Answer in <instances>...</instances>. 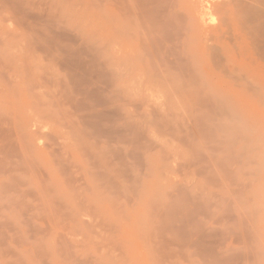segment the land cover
<instances>
[{"label": "rangeland", "instance_id": "obj_1", "mask_svg": "<svg viewBox=\"0 0 264 264\" xmlns=\"http://www.w3.org/2000/svg\"><path fill=\"white\" fill-rule=\"evenodd\" d=\"M36 1H37L36 3L39 2L38 0H36ZM41 1L42 0H40V3H41ZM52 1H55V3L57 4L56 5L55 3L51 2V1L49 2V3L53 4L52 6H54V7L56 6V8H57L56 12L57 13L55 11L54 12L57 15V17L55 16L54 20L55 21L58 20V22H56V23L52 22V23L56 24L55 27H57V29L61 27L60 30L58 29L59 33H56V35L59 34L57 36L58 37L57 40H59L60 43L59 42L58 43L61 45L63 44L62 46H64V44H65V46L66 45L70 46L69 44L73 45V43H70V42L67 43L68 40L65 39L67 37H64L67 35H64L63 33L67 32V34H69L71 36V39L76 41V46L83 44L85 48H90L91 52L95 51V53H98V51H99L98 54L101 53L100 55H98V60L95 61L94 63L98 64L99 62L100 63L102 62L103 65L105 64L103 66V68L105 67L103 70V75H104L103 77H105L106 73L108 74V72L111 70H112V72H110V74H109L110 76L113 75V73H116L115 74L116 77L113 76V78H111V79L108 77L109 82L112 83V84H108V86H106L107 84H104V83H103V85H101V82H103V81L104 82L107 81V83H109L108 79L104 80V78H103V81L100 82L102 76H100L98 79H96L97 81L100 79L97 83H96V80L93 82L96 83L101 88H103L102 91L104 92L105 97H109V95H111L113 92L112 90H114V93L116 91L115 94L113 93L115 96L119 94L118 98L112 99L110 101L111 104L110 103H107V104H110L109 108H111V106L112 107L114 106V108H111L112 110L119 107L117 109L119 112L117 111V113H119L120 115L116 113V116H119L118 118L121 120H119V119L118 120L117 119L111 120V122L114 121L115 123L109 122V124L111 126L113 124H115V125H113V127L114 126H117V127L121 126L122 131H123V127L126 128V131H124L125 141L122 140V139H124L123 136H121L122 137L121 139L119 136H117V137H119L118 139H120V141L118 142L116 140V142H115L112 139V134H113L112 132L109 133L111 135V136L109 135L111 137V139L105 138L108 141H106L103 138L98 139V137L90 138L89 134H91L92 132H97L96 129L92 130V132L87 134L89 137H86L87 136L86 133H87L88 129L89 128L91 129L92 127L87 126L89 128L86 129L85 123L82 124L85 127L84 128L81 127L80 122L81 123L84 122L85 119L82 120L80 118V122H79L78 116L82 112H83L82 115L84 113L86 114L87 112H89V110H87V109H86V111L82 110L81 112L75 110V112L76 111L78 113L80 112L79 114L76 112L77 115L75 116V114L73 115V113H72V110L74 108L70 107L69 111L72 113V114L71 113L70 114L72 115V117H74L71 119H75L76 121L68 120L70 118L69 111H66V112H68L67 113L68 115L65 112L64 113L66 115L65 114L63 115L62 111H63V109H64V111L68 110L67 108H69L68 107L69 102L66 105L65 99H63L65 97H62V99L64 100V102H63V100L61 99L62 103H64L62 105V106H64V108L62 107L63 108L62 109L60 107V105L62 103L60 102V105H59V103L56 101L57 99H55L56 97L55 96L53 97V92L55 90V88H53V85L55 87V84H53V81H51L52 80L51 77H53L54 79L56 78L57 75H55L54 72L56 71L57 66L53 65V63H47L49 60H47L48 58L46 59V56H45L46 53H43V54L41 53V52H43V50L41 52L39 51L40 54H38L37 51L32 52V54L34 55L33 56L32 54H30L32 56L31 57L32 61H31V59H29L30 56H28V60H30L31 63H33V64L30 63V65H34V66H32L33 68L35 67L34 60L36 61V58H37L38 63L36 62V67L37 68L41 67V70H39V68H38L37 75L35 73L36 76H33L34 74H32V76H29L30 80L28 77L27 83H28V80L29 81L32 80L31 78L34 79L32 81H36L35 77L36 78L39 76L41 77L42 73H40L38 71H41L44 73V71H42V70H46L45 72H47V71H49V69L52 68V70H50V76L53 73L55 76L52 75L50 77L48 74L49 72L45 73V75L47 74L46 76H49V78L46 76L44 77V74L42 75L43 81H44V79H45V81H46V79H48V80L51 79L50 81L43 83V84H46V83L50 84V82H52L51 84H53V85L50 84L51 85V91H48L50 89V86H49V89L44 88V86L48 87L49 84L41 86V88H40L39 86L41 85L42 80H41V82H39L40 79L37 78L36 83L38 82L39 86L34 85L35 82L33 83V85H31L33 87H31L30 85H27V83H26V85H27L26 91L21 92L22 94H24V97L20 96V94H19L20 89L25 88V84H24L25 82H22L23 79L22 80L20 79V81L19 80L15 81V78L13 81L12 78L14 77V74H16L17 72H14V70H12V69H15V71H18V70L21 71V69H24V67L27 68L29 66L28 68L30 69L31 66L27 65L30 62L28 60H27L28 62L26 61L25 58H27V57L24 56V59H21L23 57V55L22 54H21L22 56L20 55L19 47H15V46H18V45L20 46V43L22 44L24 42H27L26 39H24V35L29 41V38L30 39L33 38V40H34L35 34H36L35 36H37V34H38V36L43 37L44 34H46V31H43V33H44L43 36H41V31L40 32L38 31L37 33H34V35H33L32 32H35V31L29 32V29H27L26 26H24V27L28 31L26 29L25 30L22 29L23 28L22 26L19 27L18 25L14 24L15 21L12 23L11 20L14 18L13 14L15 16L14 12H13V14H11L10 11L6 12V11L0 10V12H1L0 13V19H1V16L3 17V15H1V14L3 12H5V19L3 18V20L6 22V19H8V22L10 21V23H11V25L9 23L10 28H8L9 27L8 22H6V23L3 22L4 24H2V27H1V23H0V32L2 35L5 32L4 35L7 37L6 38L0 34V42L2 41V44L0 43L1 44L0 45V52H1L0 56L3 53V51H5L7 45L9 46L12 44V46H9L11 51L4 52V56L0 57L1 58L0 60L6 62V63H4L5 65L2 64L0 66V67L5 66V71H4V67H2L1 68L2 70L0 69V74L2 75L4 73V76L6 74V78H5L6 80L4 79V76H3V79L5 81L3 79H0V81L1 80L4 81V82H0L1 83L0 86L2 85V83H4L6 85L8 83V81H10L12 79L13 82L12 81L11 82L15 85V88L12 85V83H10L12 86L9 84H7L6 86L8 88L9 87L12 88L13 91L15 89V92H13V94L15 93L14 95L16 96V97H12V95H11L12 89L8 90V88L6 86L4 87V84L2 85V88L0 87L1 89H3L5 91V93L8 90V93H6L7 95H5L4 91L1 92V90H0V92H1V95H0L1 96V98H0L1 99V101H0V117H1L0 118V128L2 127L0 129V131L3 132L2 135L0 132V147H1L0 148V151H1L0 152V162H1L0 163V168H1L0 169V181H1L0 187H2L4 185L2 190L0 188V196L2 197V198L0 197V200H1L0 201V216H1L0 217V219H1L0 220V264H78V263H80V264H90V263L91 264H150L149 263L150 260L151 261L153 260L152 261L153 264H208V263L214 264V262L212 260H215L217 262L218 259H219V262H221V263L217 262V264H224V263L225 264H264V78L263 79H252V80L248 81L249 83H247L246 79H245V81L244 80L242 81L243 78H239V80L241 79V81H238V78H236L237 80L235 79L236 81L234 82V80H232L231 78L229 79L227 77H225V78L223 77L220 81H217V82L216 81H206V82H204L205 85L203 84V82H200L199 84L201 85V87H200V85L196 84L195 85L197 87L196 90L201 91V92H198V94L202 93V94H199L200 96L203 97V98L201 97L202 100H205L206 96L209 97L206 99L207 101L206 102L203 101V103H206V104L210 103V105H206V104L202 103L203 105H206L207 107L211 106V105H213V107L214 106L217 107L219 111L216 110V112L217 113L220 112V114L223 112V108H224V111H226L227 115H220V117H218L214 111L216 109L215 107L213 108L214 110H209V108H212V106L207 108L206 106L202 107L201 103L197 104L198 102L201 101L200 97L199 98L197 97L199 95L194 97V94L195 93L197 94V91H194L195 86H192L193 85L192 83H188L193 87V89H192L193 96H192L190 86L189 87L186 86L188 80L184 81L185 85H183L184 83L183 84L181 83V85H180L181 87L177 90L179 92L184 91V93H185V88H184V86H185L186 90H189L188 94H190V96H191L190 99H192V97H193V99L198 98V100H200V101H197L196 99L195 100L197 102L193 99L190 100L188 98L189 95L187 94V92H186V95L184 93L181 94L178 91L175 92L176 89L175 90L173 89V88H175V87H173V85H171L172 86L171 88H170V86L167 87L169 83H167V86L164 84H162V85L165 86L164 88L167 87L169 89H172V92L174 91L173 92L174 94L171 93L170 90H167V91H169V92H167L165 90H159L160 88L156 89V86L153 85L154 83L144 81L141 84L139 81H134L133 78L128 77L127 74L128 73L132 74V71L129 70L127 68L128 66H125V65H122L119 67L123 71L122 73H124V71L126 72L125 73L126 76L123 75V77H122L121 76L122 74L120 71H119L120 74L118 73L119 76L117 75L118 67L116 65H117V63H119V60L113 61V59H112L109 62L106 61L107 60L106 58L108 56V53H107L108 51L104 50V48L106 47L105 44L108 43L106 41H107V32H109V31H107V26H104V25H107L106 23H104V21L106 22L105 18L107 16V14L105 15V13H107L106 7H105L106 6L105 0H52ZM205 1L207 2V0H205ZM43 2H44V4H43ZM43 2L40 6V7H42L41 8L42 14H43V10H44L43 7H45V9H47L46 7L50 8V6H49L50 4L49 5L46 4V6H42V5H45V1H43ZM46 3H48V1ZM54 7L50 8L51 11L49 9H47V11L49 10L50 14H51L53 12L52 10L55 9ZM116 10L114 8V12L117 14L118 11H116ZM54 12L51 15L49 13H48V15H47V13L45 15H46V17L47 16L54 17V15H55ZM103 13H104L105 17L103 15ZM7 14H8V17H6ZM9 16L11 19H9ZM56 18H58V19H56ZM30 20H32V22L34 21L33 19H30ZM30 20L28 21L29 24H31ZM50 21H53V20L50 19ZM0 22H2V21H0ZM36 22H39V21H36ZM42 23L44 24V22H42ZM42 23L39 22L38 25L44 26ZM5 25H7V27ZM15 25L18 27H16ZM39 26H37V27L40 29ZM53 26H54V24H53ZM64 27H65V29H64ZM19 28H21L24 32L26 31L24 33V35H23V31ZM3 30H5V31L3 32ZM7 31L10 32V34H12V35L14 32L15 33L14 35H16L18 38L16 36H14L16 38L13 37L14 39L13 38L11 39L10 37H12V35H10V37H9V35H8L9 33ZM61 31H62V34H61ZM6 33H7V35H6ZM21 35L23 36V38H21ZM31 36H32V38H31ZM36 38H38V37H36ZM36 38H35V40H36ZM15 39L23 41V42H19V41L17 42ZM41 39L44 40V37ZM11 40L13 41V43ZM33 40H30V41L35 42ZM63 40L65 41V43ZM10 42H11V44H10ZM15 42L18 44H16ZM14 43H15V46H14ZM31 43H30V45H31ZM32 46L33 47H29V46H27V47H29L31 49H33V48L35 49L34 45H32ZM108 46H109V44H108ZM108 46H107V48H108ZM11 47H13V48L15 47L14 48L15 50H16V48H18L17 49L18 51L17 52H14L15 50L12 51L13 48H11ZM101 48H103V49H101ZM102 51H104L106 53L103 55ZM29 53H31V51ZM35 54H38L37 57L35 56ZM41 54H42V57L41 56L39 57V55H41ZM48 54L50 55V53H48ZM5 55H6V58H4ZM12 55L13 56L15 55L14 56L15 58ZM7 56H9V57L12 56V58H8ZM20 56H21V58H20ZM47 57H49V59L51 61V57L48 55H47ZM8 60L12 61L14 63V66L18 64L16 66L17 68L16 67L13 68V66H12L13 63L11 62L12 64H10V62ZM38 60L39 61L43 60L45 62V64L43 62L42 66H40L42 61L39 62ZM7 62H9V64L11 65L12 68L10 67L9 64H7ZM110 62H112V63L109 64ZM22 63L24 65V67L22 66ZM113 63H115V64H113ZM120 63H121V61H120ZM6 64H7V66H6ZM49 64L55 66V68L49 66ZM19 65L21 66L20 68L18 67ZM43 65L44 66L47 65V67H45L46 69L43 68ZM6 67L9 69L11 68V72ZM48 67H49V69H48ZM33 68H31V69H33ZM53 68L55 70H53ZM123 68H125V69L127 68L128 70H124ZM57 70H58L56 72L57 74H59L60 76H62V74L64 75V72H59V68H57ZM105 70H106V73L104 74ZM52 71H54V72H52ZM5 72H7V73H5ZM34 72H36V71H34ZM1 75H0V77L2 78ZM109 75H107V76H109ZM80 76L86 77V75H83L81 73V75H79V78L77 75V78L80 79ZM95 77L96 76L92 75V80ZM38 79H39V81H38ZM112 79H113V82H111ZM24 81H26V79H24ZM196 82L198 83L199 81H196ZM243 82H246L247 84L251 85V87L248 86V89L250 88L249 89L250 91L247 92V90H246L247 86H245L246 84H244ZM31 84H32V82H31ZM104 85L107 88H104ZM109 85H110V87H109ZM111 85L113 87H111ZM177 85H178V83H177ZM182 85H183L184 90H181ZM202 85H204L205 87L203 88ZM240 85H242V86H240ZM34 86L38 87L35 90L36 92L38 89H39L38 90L39 92H41V91L43 92V90L46 91L47 95H45V96H48L49 98H50L49 94L51 93L52 94L51 99H49V98L47 99L45 97L43 98V96H41V97H42V99H44V102L50 101V103H51L53 101L56 108L54 105H53L54 107L52 105H51L52 106L51 107L49 105L50 104L49 102H48V104L45 103V105L47 107L49 105L48 108L43 107V106H42L43 107L42 108L40 106L42 104L44 105L43 102L40 105L38 103V105L40 107L37 106L36 105V103H37L36 99L38 98V96L36 99H33V96H32V92H34V89H35ZM42 87H43V89H42ZM187 87H188V89H187ZM27 88H29L30 91H31V89H33V88L34 89L32 90V92H30ZM52 88H53V92H52ZM108 88H110V90ZM152 88H153V90H152ZM148 89H150V90H148ZM155 89H156L157 93L155 92ZM106 91H108V92L106 93ZM118 91H119V93H117ZM160 91H162V92H160ZM163 91L165 92L164 94H163ZM26 92L29 93L30 99H32V100L27 98L28 95ZM39 92H37V93L34 92V93L40 95L41 93L39 94ZM135 92H137V94L139 96ZM208 92H209L210 96L207 95ZM131 93H134V94L131 95ZM175 93H176V95H175ZM204 93L206 94L205 98L203 95ZM35 94H33V95L36 96ZM44 94H45V92H43L42 95H44ZM120 94L122 95V98H120L121 97ZM129 94H130V97H129ZM177 94H179V95H177ZM180 94L182 96H180ZM4 95L7 96L8 100ZM102 95H103V93H102ZM114 95H111L112 97L111 96L110 97L113 98V97H115ZM2 96H4V97L2 98ZM131 96L133 98H131ZM148 99H151V100H148ZM58 100H60L59 96H58ZM115 100H117V101H115ZM188 100L191 101L192 103L193 102H196V103H193L194 105L191 103L192 105H190ZM208 100H209V102H208ZM39 101H40V97H39ZM41 101H43V100H41ZM66 101H68V100L66 99ZM181 101H182V103H184V106L188 110L186 108L185 109L183 108L184 106L181 103ZM7 102H8V104H7ZM15 102L17 104H15ZM32 103L33 104L35 103V105H32V106H34V108H38V112H37V109L35 112L34 111L35 109L33 110V107L31 110V108L29 106ZM92 103L93 102L91 100L90 105H92ZM156 103H157V105H156ZM165 103H166V105H165ZM167 103L170 104L171 106H168ZM215 103H217V104H215ZM161 104H162L163 109L164 108L168 109L169 107L171 108V109L169 108L170 110H168V111H167V109L166 110L164 109V111H163L167 114V117H169V118H167V120L165 119V121L163 122V124L166 123L165 125L157 122L159 117H157L158 119L154 118L155 115L152 114V115H154V117H153L150 114L151 111H149L151 108V105L152 106L156 105V107H158V109H160L159 106H161ZM69 105H71V103H69ZM97 105H98V103H97ZM133 105L135 108L133 107ZM198 105H200L203 109L202 110L199 109L200 107L198 108ZM100 106H102V105H100ZM106 106H108V105H106ZM106 106H103V107L105 108ZM138 106H140V107H138ZM143 106H145V107H143ZM147 106H150V107L148 108ZM95 107H96V104H95ZM95 107H94V109H96V110H101L103 108V107L102 108L101 107L95 108ZM156 107L152 108L153 113H154L153 110H155ZM194 107H195V109L197 108L196 110H198V111H195L194 109L192 111V108H194ZM8 108H10V110ZM41 108L45 109V110L42 112ZM109 108L106 107V110L107 109L109 110ZM161 109L159 111H162ZM48 110H49V113H51L53 115L55 120H53L52 117H50V119L48 117L49 120L46 117H44L46 111H48ZM56 110H58V111H56ZM3 111H4V113H3ZM32 111H33V114H32ZM159 111H157L156 113H158V114L161 113ZM187 111H189L188 115L190 113L191 118L195 117L196 119L194 118V120H193V118H192V120H191L190 116H187V113H184ZM58 112H59L60 116L58 115ZM163 112H162V115H164ZM167 112L168 113L170 112L169 113L170 115ZM202 112H203V114L200 115ZM41 113L44 116L41 115ZM51 114H49V115H51ZM175 114H176V116H175ZM204 114H206L207 116H212V117L208 118L205 115L206 116L205 118H207V119H205ZM223 114H225V113L223 112ZM47 115L48 114H46V116ZM82 115H80V116H82ZM14 116H18L17 119L19 121ZM66 116H69V117L67 118ZM156 116H159V115L156 114ZM65 117L67 119H65ZM77 117H78V119H77ZM198 117L201 118V121L199 123L197 121V120H199ZM213 118L215 121L213 120ZM34 119H35V121H34ZM155 119H156V122H155ZM209 119H210V121H209ZM211 119H212V121H211ZM188 120L191 121V123H190L191 125L189 124L190 127H185L186 126L185 124L189 122ZM10 121H11V123H10ZM15 121L17 122V124ZM31 121H32V123H31ZM106 121L107 120H105V122ZM132 121H133L134 125L138 126V128L136 126H133L132 123H130V125H129V126H131V125L132 126L128 128L127 124L129 122H132ZM192 121H196L197 125L193 124ZM18 122H20L21 124L20 123L18 124ZM42 122H43L42 125L44 127L41 125ZM53 122H54V124H53ZM61 122H64V123H61ZM136 122L137 123L139 122V124H136ZM219 122H221V124ZM38 123H40V124H38ZM140 123H141V125H140ZM8 124H9V126H8ZM35 124L38 125V127H40L39 130L42 128L43 133L45 131L46 132L48 131L47 134L44 133L46 135H49V130H50V136L53 135L56 137V139L53 136H51L52 139L48 138L50 136L46 137L41 132V130L37 131V126ZM103 124L110 126L108 124V122L103 123ZM214 124H216L215 127L213 126ZM225 124L228 126H226ZM68 125L69 126L76 125L78 128H80V129L83 128L84 130H87V131L85 133V131L82 132L81 130H78L80 133L82 132L80 134L77 131L76 126H74V128L76 127L75 129L73 127H71V129H70V127ZM175 125L177 127L179 125L180 126L178 127V129H176ZM17 126H19V127H17ZM192 126L194 128H196L197 130L199 129L200 132L195 133L194 128L191 130ZM21 127L23 128L25 133ZM63 127H65V128H63ZM18 128H21V129H19V132H16V131H18ZM130 128H132L133 130ZM185 128H188V129H185ZM218 128L219 129L222 128V129L218 130ZM4 129L6 132L4 131ZM72 129H73V132H72ZM140 129L141 130L145 129V131L142 130L145 132V135L144 134L143 135L137 134V132ZM141 130H140V132H141ZM189 130L194 131L193 132L194 134L190 133ZM20 131H21V133H20ZM62 131H64V132H62ZM74 131L76 133H74ZM134 131H137V132H134ZM187 131L189 132V134ZM222 131H225V132L227 131V132H226V134H224ZM101 132H99L100 136H102ZM121 132H119V133H121ZM140 132H138V133H140ZM37 133H38V136H36ZM61 133H63V134H61ZM73 133L79 134L81 137V140L80 139L79 140L81 142L84 141L86 143V145L88 144V148H89V146L91 147V145L93 148V144H91V143H94V144L96 143L95 144V146H96L97 143L99 142L98 143L99 152L97 151L98 149L94 146L97 150L94 148L92 150L90 148V151H89L90 154L91 155L94 154L93 153L94 150L96 152L95 155H97V152L100 153V151H101L100 154H103V152H105V154L107 153V157H105L106 155H104L102 158H105L106 161H109L110 163H114V164H110L109 162H108V164H106V161L103 159H100V157L98 158L99 162L97 159L95 161V160H93L95 155H92L94 157L90 158V156H89V159L87 158L89 161L86 160L89 163L94 161V164H92L93 162L91 163L93 165L91 167V165L88 164V162H86L83 158H81V154L79 153L80 151L78 152V148L75 149L76 146L78 147L79 144H81V142L79 143V140L76 139V143H75L74 135L71 136V134H73ZM83 133L86 135V136L84 135L83 139H85V137H86V139L88 138L90 143H87L88 140L85 141L86 139L85 140L82 139ZM106 133H108V132H106ZM106 133H104V134H106ZM97 134L98 133H96V136H97ZM135 134H137L138 136ZM207 134H209V136H207ZM106 135H108V134H106ZM106 135H104V137ZM113 135L115 136V134H113ZM192 135L194 137H191ZM211 135L213 137H215V139L211 138ZM226 135H228V136L225 137ZM2 136H3V139L1 138ZM21 136L27 137V138L25 137V141H23L24 138L22 139ZM67 136H70V137L68 138ZM135 136H136V138H135ZM181 136H183V138H185L186 140L183 139ZM19 137L21 138V140L19 139L20 141L18 140ZM45 137H46V139H45ZM76 137L80 138L77 135H76ZM91 137H92V134H91ZM140 137H141V139H140ZM172 137H173V139H172ZM174 137H175V139H174ZM179 137H181V138H179ZM223 137H225V138L222 139ZM96 138H97V140H95ZM7 139H9V140H7ZM11 139L12 140L15 139V141L14 140L12 141ZM36 139H37V141H36ZM44 139H45V141H44ZM71 139H73V140L71 141ZM114 139H116V136L114 137ZM180 139H182V140H180ZM57 140H58V143L61 147L56 145V146H58L56 148L60 149L59 151H56L57 149L55 148V144H52V146L54 145V149H55V150L53 149L52 151H55V155L57 156L55 158V161H54V158H53L54 153L52 151H50L51 148H53V147H47V148H49V149H47L46 146H48V143L49 144L55 143ZM62 140H64V141H62ZM111 140H113V142H111ZM218 140L219 141L224 140L222 142H225V143L223 144L222 142H219ZM41 141H42V143H41ZM95 141H97V142H95ZM186 141H190V142H188V143H191L190 145L195 144L194 146H191V148L193 147V149H191L189 147V144ZM214 141H216V142L214 143ZM20 142H22V144H20ZM104 142L106 144H104ZM121 142H124V143H121ZM208 142H211V143L208 144ZM227 142H229V143H227ZM45 143H47L46 146H45ZM74 143L77 145L75 146ZM137 143H138V145H137ZM142 143H144V144H142ZM220 143L223 144L224 146L218 145ZM14 144H15V147L13 146ZM23 144H25V145H23ZM31 144H33V145H31ZM71 144L72 145L74 144V146H72ZM83 144H82V148H83ZM107 144L113 148H116L118 146L121 147L120 150L119 149H117V150H118V152L122 151V154L119 153V156L122 155V157L119 158L118 155H116V152H117L116 149H115V151H116L115 152L116 157H115V155L113 154L114 153L113 148H112L111 153L113 152L112 154L115 158L110 157L112 154L108 153V151L111 150V148L108 150ZM164 144H165V146H164ZM211 144H213V146L214 145L216 146V148H214L215 150H213V146H211ZM2 145H4V146L2 147ZM11 145H12V147H11ZM185 145H187V146H185ZM199 145H201V147L203 148L204 151L202 149H200L201 147ZM26 146H30V147L27 148ZM141 146L145 150H143V148ZM162 146H164V148H162ZM166 146H168L170 148L172 146L171 150L173 149V151L170 150L171 152H169V153H172V155L170 154V156H168L169 154L167 155L164 153V152H166V149H169V148H166ZM62 147L65 150H63ZM84 147H86V146H84ZM197 147L199 148L198 149L199 152L201 150L203 153L206 151L207 154H209L212 151L211 154L207 155V156L210 157V156L214 155L216 157V159L218 157L217 161L220 158V160H219L220 164H217L218 163L217 161H216L217 163L215 164V161H214L215 157L214 156L210 157L212 160L209 157H207V159H206V156H203L206 159V160L204 159L205 161L203 160V157L201 156L200 153H198V157H196L197 155H196L195 149ZM206 147L208 148V150ZM209 147L211 148L210 151H209ZM26 148L31 153L28 152V150ZM100 148H102L104 150L107 149V151H103ZM80 149H81V147H80ZM132 149L134 150L135 154H136V150L139 149L137 151L138 152L141 151V154H140V152L139 153L137 152L139 155L138 156L134 155V152ZM174 149L179 153H180V151H183V153L181 152L182 154L180 153L178 155H183L182 157H185V159H186V157L191 156L192 153H191V155L189 153L191 150H194L195 154L193 153L191 158L195 159L197 161V163L194 162L195 160L192 159L193 161L192 160L185 161V164H186V162L188 163L189 161H191L190 162L191 164H192V162H194V164H192L193 166L189 165V163H188V165L186 164L184 166V168H183V166H179V163L182 161V157L178 156L177 152L174 151ZM66 150H67V152H66ZM83 150H85V154H87V156H84V154H83L82 157H88V154H89L88 149L84 148V149H82V151ZM160 150L161 151L163 150L162 151L163 154L161 153ZM188 150H190V151L188 152ZM198 150H197V152H198ZM48 151L51 152V155L47 154ZM221 151H223L224 153L222 154ZM5 152H7V153L10 152V153L7 154ZM27 152H28V154H27ZM191 152H193V151H191ZM126 153L132 154L135 157H133L132 155L127 156L128 154H126ZM100 154L97 155V157L100 156ZM225 154H226L227 158H225L226 157V156H224ZM230 154H232V159H230V157L228 156ZM66 155H68V156H66ZM108 155H110V156H108ZM165 155H167V157L169 159L165 158L166 157ZM194 155L196 158L199 159V162L201 161L200 166L198 165L199 164L198 160L193 157ZM220 155L222 156V158ZM18 156H20V158H18V161H17ZM50 156H51V158H50ZM63 156H64V158L66 157V158L70 159L71 161L68 162V160L63 158ZM160 157H161V159H164V160H161ZM177 157L181 158V161H179L178 164H177V162H178V160H180V158L178 159ZM213 157H214V159H213ZM7 159H8V161H7ZM49 159H51V160L53 159V160L50 161ZM57 159H59V161ZM90 159H92V160H90ZM108 159H110L111 161ZM187 159H190V158H187ZM227 159H228V161H225ZM233 159H234V161H232ZM60 160H63V161L66 160L68 162V167L71 169V171H67L68 172L67 173L66 170L67 169L70 170L67 167H66V170L63 171L62 169H65L64 168L65 165L63 167V164H66V163L65 162L63 163ZM101 160L105 161V163L102 162ZM221 160L223 162V166H222ZM3 161L5 162V164ZM123 161H125V162H123ZM136 161L140 164H138ZM16 162H18V164ZM22 162H23V164L25 163L24 164L25 166L22 164L24 169L22 168V166H20L21 165L20 163H22ZM51 162H53L54 165ZM227 162H229V163H227ZM58 163H61V166L63 167L62 169L60 168L61 166ZM100 163H102L101 167H104V170L107 168V170H105V171H106V173L108 172L109 176H110V173H113V174H111L112 176H114V174H115L113 172L114 170L112 169L114 167V165H118L117 167H119V165H120V168L122 165H124V166H122L121 171H118V172L115 171L116 175L119 172H121V174H122L121 175L119 173L121 176H119V174H118L115 178V182L117 181L116 183H118L119 181L122 180V182L118 183L119 187L121 186L120 189L117 187L118 185H116L114 183V187L118 188L117 190H120L119 193L117 191L115 192L116 195L114 194V192L112 195L111 194L108 195V192L106 193V191H109L108 188L110 189V187H111V186L109 187V185L114 182V179L112 177L110 180H112L113 182H109L110 177L108 176V174L105 175V173H104L105 171L102 170V168H99V169L97 168V170H96L95 166L96 165L98 166V164H100ZM56 164H58V166ZM71 164H73L74 166H72ZM104 164H105V166H103ZM212 164H215V168H214V165H212ZM86 165L90 166L91 168L94 167L93 169H94V172L96 171L95 173L100 172L99 173L100 175H98L99 178H97L98 182L101 179L100 176L105 175L106 177H108V178H106L105 182H107V183L109 182L110 184L108 183V185L107 184L103 185L102 181H100L101 182L100 187L98 184H97V186L99 188L97 186L94 187L93 184H96L94 182L95 181L94 178L96 177V175L90 170L91 168L88 170H84L85 168L86 169L89 168ZM107 165L111 166V170L108 169ZM180 165H181V163H180ZM182 165H184V164L182 163ZM217 165H220V166H217ZM4 166H6V167H4ZM19 166L21 167V169ZM35 166H36V168H35ZM75 166H76V168H74ZM125 166H127L129 169L126 168ZM32 167H33V169L31 170ZM55 167L58 169L57 170L58 172L54 173V171L51 170V168L53 169ZM199 167H201V168H199ZM211 167H213V168H211ZM216 167H218V168H216ZM222 167L224 170H222ZM59 168H60V170H59ZM77 168H78V170H77ZM2 169H3V171H2ZM115 169H117V168H115ZM207 169H208V171H211L210 169H212V171L210 173L212 174V176L214 173H217L218 175L214 174L217 177L216 176L211 177V175L208 173ZM219 169H221V170H219ZM225 169L226 170L230 169V170L225 171ZM13 170H17V171H13ZM27 170H28V172H27ZM75 170H76V173H75ZM100 170L104 171V172H101ZM118 170H119V168H118ZM213 170H216V171H213ZM59 171H61V172L63 171V174L61 173L62 174L61 175ZM79 171H81V174H79L80 173ZM228 171L231 172L230 175H228V173H229ZM86 172H88V173H86ZM90 172H92L95 176L92 175L94 178L89 180V178L91 177ZM128 172H130L129 173L130 175L128 174ZM58 173L61 176H59ZM64 173L67 176H65ZM89 173H90V175H89ZM124 173H125V175H124ZM33 174H34V176H33ZM87 174L90 177H88ZM73 175H77V177H80V181H82V182L78 181L79 183H73V184H75V186L74 185L69 186L71 189L75 188L76 184L78 186V185L85 183L86 185L85 184H83V185L87 186V187H83L84 190L83 191L81 190V192H80L81 188L78 189V187H76L74 189L75 193L78 190L79 191L77 193H80V194H77L78 195L77 198L75 196H73V197H75L74 199H76L74 201L72 200L73 198L70 197L71 195H73V194H71L72 191H70V193H69V191L67 192V190L70 189V188H68V185L71 184V182H73L72 180H74V179H72V178H74ZM80 175L82 176V178ZM227 175L230 177H228ZM68 176H69V178L72 177L71 178L72 180L69 179V180H71V182L68 181V182H70L69 184H68V182L65 183L67 186L66 187L63 183L66 180H68ZM66 177H67V179H66ZM77 177L75 178V180L78 179ZM101 177L103 178V182H104V177L103 176H101ZM117 177L119 178L118 180H117ZM137 177H138V180H137ZM214 177L216 180L212 179ZM8 178H11V179H8ZM15 178H16L17 182H16ZM25 178H27V179H25ZM129 178H131V179H129ZM21 179L22 180L24 179V180L21 181ZM30 179H31V182L29 181ZM48 179L50 180V182H48ZM97 179H96V181H97ZM9 180H11L12 182ZM27 181L29 182L28 185L26 184ZM42 181H44V182H42ZM8 182H10V184H8ZM41 183H43V185ZM49 183H51V184L49 185ZM5 184H7V185L5 186ZM12 184L14 186H12ZM40 184H41V186H40ZM46 184L48 185V188L51 190L50 193H49V191H47L45 189V188H47V187H45V186H47ZM178 185H180V186L182 185L181 187L182 188L184 187L183 189H185V192H184V190H181L182 189L181 187H180L181 191L178 192L179 191V190H177V189H179ZM49 186H51V187H49ZM105 186H107L108 188ZM112 186H113V184H112ZM127 186L129 187V189ZM80 187H82V185ZM103 187H105V188H103ZM114 187H112L111 189H113ZM132 187H134V189ZM15 188H17V189H15ZM31 188H33L34 191ZM87 188L90 190L86 191ZM100 188H103L105 190L107 188V190L103 192V193H105V196L103 193L99 194L102 192V191H100L101 190ZM116 188L114 190H116ZM131 188H132V190L129 191ZM14 189H15V191H14ZM42 189L43 190L45 189L44 190L45 193L43 192ZM7 190H8V192H7ZM12 190L14 191V193ZM23 190H31L30 191L31 193H29V191H28V193H29L28 194L27 192H24ZM2 191H3V194H2ZM4 191L7 192L8 194L6 195V193ZM10 191H12V192H10ZM17 191H20V192H17ZM51 192H55L56 194L53 193V195H52ZM121 192H122V194H121ZM187 192H189V193H187ZM21 193H25V194H21ZM73 193H74V191H73ZM81 193H83L82 194L83 196L81 195ZM30 194H31V196H30ZM68 194L69 195L71 194V195L68 196ZM185 194H187V195L185 196ZM44 195H46V196H44ZM50 195L54 196V197L52 198V197H50ZM124 195H126V196L124 197ZM107 196L109 198V199L107 198V200H110L108 202L109 203L111 202L110 205L106 200ZM188 196H195V197H188ZM48 197H50V198H48ZM80 197L82 198V200ZM111 197H112V199H110ZM121 197H123V198H121ZM51 198H52V201L54 203H51L52 202L51 200H50L51 202L49 203V199H51ZM118 198H119V200H118ZM179 198H181V199H179ZM182 198H184V199H182ZM192 198H194V200ZM69 200H71V201H69ZM79 200H80V202H79ZM86 200H87V202H82V201H86ZM68 202H70V203L68 204ZM74 202L77 204H75ZM191 202L194 205H192ZM57 203L60 205H57ZM113 203L116 206L117 205H119V206L116 207V206H114ZM178 203H180V205ZM208 203L210 204V206H208L209 205ZM211 203H214V205H212ZM16 204H18V205H16ZM88 204H89V206H88ZM48 205H50L51 207ZM85 205H87L86 206L87 208L85 207ZM40 206H42V207H40ZM58 206H60V208H58ZM61 206H64L65 208L61 207ZM83 206L86 209H88V207H90L91 212L89 210H87L88 211V213H87L86 209L85 208L83 209ZM193 206H194V209H196V211L193 209ZM17 207H19V208H17ZM26 207H28V208H26ZM37 207H38V209H37ZM45 207H46V209H44ZM167 207L170 208L171 210H173V209L174 210L171 211ZM176 207L179 208V210H177ZM55 208L56 209L58 208L57 210L60 209L61 211L60 210L57 211ZM185 208L189 209L190 211L192 209L193 210L192 212L194 214L196 213V215L189 214L190 211L188 213V210H186L187 212L183 211V209L185 210ZM41 209H43V210H41ZM175 209H176V211H175ZM205 209H207V210H205ZM228 209L231 210V211H229V213L230 212L232 213V214L230 213V215H233L234 219L231 216L227 215V214H229V213H226L228 211H226V212L224 211V210H228ZM202 210H203V212L205 210L204 215H203ZM53 211H55V212H53ZM168 211H169V213L171 212L169 215H167ZM198 211H200V212H198ZM47 212H48V214H47ZM177 212H181V215L183 214L182 216H184V217L180 216V213H177ZM222 212H223V215H221ZM22 213H24V214H22ZM186 213L189 214L190 216H194L195 219L194 220L192 219L194 224L197 223V221H195V220H198V223L199 224L201 223L200 224L201 226L199 224L198 225L200 227H197L196 224L194 225L192 220H191V217L186 216L187 215ZM198 213H201V215L200 214L198 215ZM224 213H226V214L224 215ZM44 214H45V216H44ZM58 214H59V216H58ZM173 214H174V217H173L174 219L171 216ZM80 215H82L83 217ZM53 216H54V218H53ZM78 216L81 218H79ZM169 216H171V217H169ZM185 216L188 217L190 220L188 218H186ZM226 216L229 217V219H225ZM168 217L170 219L172 218L173 222L171 221L172 219L170 220ZM180 217H182V218L180 219ZM208 217H209V219H208ZM61 218H62V220H61ZM167 218L169 221H171V223L167 220ZM183 218H184V223H187L189 221L188 225H185L184 223L183 224L180 223L181 222L180 220H182ZM178 219H180V220H178ZM186 219H188L187 222H186ZM70 220H72V221L70 222ZM54 221L55 222L57 221V222L55 223ZM59 221H60V224L58 223ZM63 221H65V222H63ZM83 221H86V226H85ZM164 221H167L168 223H170V224H167L169 226L165 225L167 222H164ZM176 221L179 222V224H181L179 226L180 228L183 227L182 225L185 226L182 229L186 233L181 231L182 229H180V230L178 229L179 231H181L180 233H178V231H177V227H178L177 224L178 223ZM61 222L64 224H62ZM94 223L97 224L98 228L96 227V224L94 225ZM215 223H217V224H215ZM191 224H192V226H191ZM88 225H90V226H88ZM92 225L95 227H93ZM110 225L112 226L111 229H110ZM171 225L174 227H171ZM176 225H177V227H176ZM91 226H92V229L90 228ZM78 227H80V228H78ZM88 227L90 228V230ZM143 227L146 228L145 229L146 233L144 231V233L146 234V238H143V235L145 236V234L140 233V232L143 233V230H144ZM85 228L87 231H89V233L87 231H85ZM209 228L210 229L212 228L211 229L212 231L209 230ZM217 228H218V230H217ZM75 229H76V232H75ZM195 229L198 231L197 233H196ZM200 229H202V230H200ZM28 230H30V231H28ZM94 230H96V231H94ZM112 230H114V231H112ZM33 231H34V233H33ZM189 231L192 234L193 233L194 234L192 235L191 233H189ZM217 231H218V233H217L218 236H216ZM107 232L109 235L107 234ZM200 233H201V235H200ZM207 233L208 234L211 233L212 235L211 234H209V235H210V237L211 236L212 237L211 238L208 237ZM232 233H234L235 235ZM78 234L79 235L82 234V235L79 236ZM140 234L142 235V237L140 236ZM75 235H76V238H75ZM112 235H113V237H111ZM197 235L200 236L199 237L200 240L198 239L197 241H195L196 238H198V237H196ZM213 235H215V237ZM58 236H61V237H58ZM189 236L190 237L193 236V237L190 239ZM31 237H32V239H31ZM69 237H70V239H69ZM109 237L112 238V239L110 238V242H109ZM81 238H83L84 241ZM187 238L189 239V240H187L188 242L185 241ZM208 238H210V240ZM22 239H24V240H22ZM218 239L221 242V244H220V242L218 243ZM91 240L93 241V243L91 242ZM190 240H192L191 242H193V243H191ZM194 241L196 242V248L192 247V246H195ZM61 242H63V243H61ZM68 243L71 245H69ZM81 243H82V245H81ZM182 243H184L186 245H183ZM197 243H199L200 246H197L198 245ZM145 244H146V246H145ZM201 244L204 246V249L205 248H207V249L204 250L205 253L203 251H201V255H199L200 250H203V246H201ZM73 245H75V246H73ZM187 245H188V247H187ZM205 245H208V246L213 245V246L210 247V251H209V247L208 246L206 247ZM68 246H70V247H68ZM76 246H78V247H76ZM81 246L82 247L84 246V247L82 248ZM71 247H72V249H71ZM118 247H120V248H118ZM146 247L147 248L149 247V248L147 249ZM198 247L200 248V249H198L199 252L197 251ZM212 248L214 249V250H212L214 252V254H213V252H211ZM145 249H146V251H145ZM206 250H207V252H206ZM75 251H77V252H75ZM71 252H73V254ZM109 252H111V253L109 254ZM203 253L206 255H203ZM211 253H212V255H211ZM215 253L217 255H219L218 257H216L217 256L216 255L215 256L216 258H214ZM208 254L211 256V258ZM237 254H238V256H237ZM63 255H65V256H63ZM85 256H87V257H85ZM84 257L87 259L83 260ZM112 257H114V258L111 259ZM238 257H240V258H238ZM212 258H214V259H212ZM76 259L79 260V262H77ZM96 259H98V260H96ZM95 260H96V262H95ZM221 260H223V261H221ZM72 261L73 262L75 261V263H73Z\"/></svg>", "mask_w": 264, "mask_h": 264}, {"label": "bare ground", "instance_id": "obj_2", "mask_svg": "<svg viewBox=\"0 0 264 264\" xmlns=\"http://www.w3.org/2000/svg\"><path fill=\"white\" fill-rule=\"evenodd\" d=\"M39 2L38 3H36L37 1L36 0H0V10L1 11H6V12H8V11H10L11 12V14H13V12L15 13V16H14V14H13V19L11 20L12 21V23L15 21V23L14 24H16V25H18L19 27H23L22 29H29V32L30 31H35V32H32L33 33V35H34V33H37L38 31L40 32L41 31V36H43V31H46V34H44V40H42L41 38H43V37H40V36H38V34H37V36H35L34 35V40H33V38H32V36H31V38L32 39H30L29 38V41H28V39L25 37V35H24V33L26 32H24L21 28H19V29H21L22 31H23V35H24V39H26V41L27 42H24V43H20V46L18 45V46H15V43H14V46L15 47H19V52H20V55L22 54L23 55V57L21 58V56H20V58L21 59H24V56L25 57H27V58H25L26 59V61L28 60V56H30L29 57V59H31V61H32V56L30 55V54H32V52H35V51H37L38 52V54H40L39 53V51L41 52L42 50H43V52H41L42 54L43 53H46L45 54V56H46V59L47 60H49L47 63H53V65H55V66H57L56 67V71L54 72V71H52V72H54L55 73V75H57L56 76V78L54 79L53 77H51L52 75L53 76H55L54 75V73L50 76V70H52V68L51 69H49V67H48V69H49V71H47V72H45L46 70H42V71H44V73L43 72H41V71H38V72H40V73H42L41 74V77L39 76V77H37V78H39L40 79V81H39V79H38V81L39 82H41V80L43 79V74H44V77L47 75H45V73H48L49 74V76L51 77V79H46V81H45V79H44V81L42 80V83H41V85L39 86V84H38V82L36 83V81H37V78L35 77V80L36 81H32V80H34L33 78H31L32 80L31 81H29L30 80V77L29 76H32V74H34L33 76H36L37 75V70H38V68H39V70H41V67H36V62H37V58H36V61L34 60V62H35V67L33 68L32 66H34V65H30V63H31V61L30 60H28V61H30L27 65H30L31 66V68H33V69H29L28 67V69L26 68V67H24V65H23V63H22V66L24 67V69H21V71H15V69H12V70H14V72H17L16 74H14V77L12 78L13 79V81H14V78H15V81L16 80H19L20 81V79L22 80L23 79V81L22 82H25L24 84H25V88L24 89H20V96H22V97H24V94H22L21 92H25L26 91V86L27 85H33V83H34V85H36V86H39L40 88H41V86H44V85H46V84H43V83H45V82H47V81H53V84H55V87H54V85L53 84H51L52 82H50V84L51 85H53V88H55V90H54V92H53V88H52V92H53V97L55 96L56 98L55 99H57L56 101L59 103V105H60V102L62 103V100L63 99H65V104L67 105V103L69 102V103H71V105H69V103H68V107L69 108H67L68 110H65L64 111V106H62L64 103H62L61 105H60V107L63 109V111H62V113H63V115L66 113H68V112H66V111H69V109H70V107H72V108H74L73 110H72V113H73V115L75 114V116L77 115L76 114V112L77 111H86V109L87 110H89V112H87L84 116L82 115V113L80 114V115H82V116H78L79 117V122H80V118L83 120V119H85L84 120V122H80V124H81V127H85L86 126V129H88L89 127H92L91 129L89 128L88 129V131L87 130H84L83 128L82 129H80V128H78L76 125H72V126H69L70 127V129H71V127H73L74 128V126H76L75 128L77 129V131L78 130H81L82 132H84L85 131V133H86V131H87V133H86V135L87 134H89L90 132H92V130H94V129H96L97 130V132H92L91 134H92V137H91V134H89L90 135V138H94V137H98V139L99 138H103V139H111V135L109 134L110 132H112L113 134H115V136H116V139H114V135L112 134V139L116 142V140L119 142L120 141V139L122 138L121 136H123V138L125 137L124 135V131H126V128L125 127H123V131H122V127L120 126V127H117V126H114L113 127V125H115V124H113L112 126L109 124V122H111V120H118L119 118V116H116V113H117V109L119 108V107H115L116 109H111V108H114V106L112 107L111 106V108H109L110 107V104H111V100L112 99H116V98H118V96H119V94L118 95H114L115 93H116V91H115V93H114V90H112L113 92H112V94L111 95H114L115 97H113V98H111L112 96L111 95H109V97H105V94H104V92L102 91L103 90V88H101L100 86H98L96 83L100 80H96V79H98L100 76H102V78H101V80H100V82L101 81H103V78H104V80L105 79H108V82H109V78L111 79V78H113V76L114 77H116V73H113V75H109L110 74V72H112V70L111 71H109L108 72V74L106 73V70H105V72H104V74L106 73V78L105 77H103L104 75H103V70H104V68H103V66L105 65H103V63L101 62H99L98 64L96 63H94L95 61H97L98 60V55H100V54H98L99 53V51H98V53H95V51H92L91 52V49L90 48H85L84 47V45L83 44H80V45H78V46H76V41L75 40H72L71 39V36L69 35V34H67V32H65V33H63L64 35H67V36H64V37H67V38H65L66 40H68V42L67 43H73V45L72 44H69L70 46H68V45H66L65 46V44H64V46H62L61 44H59L60 42H59V40H57V36L59 35H56V33H59V31H58V29L60 30V28H58L57 29V27H55V23L56 22H58V20L57 21H55L54 19H55V16L57 17V15L55 14V12H56V6L54 7V6H52L53 4H51V3H49L50 1L51 2H53V3H55V1H52V0H47L48 1V3H46L47 1L46 0H42L41 1V3H40V0H38ZM43 1H45V5H42V6H46V4L47 5H49L50 6V8H55V9H53L52 11L54 12V17H49V16H47L46 17V13H47V15H48V13L50 14V11H51V9L50 8H48V7H46L47 9H49L48 11H47V9H45V7H43L44 8V10H43V14H42V10H41V8L42 7H40L41 6V4H42V2ZM43 4H44V2H43ZM56 4V3H55ZM54 4V5H55ZM105 4H106V11H107V13H105V15L107 14V16H106V18H105V20H106V22L104 21V23H106L107 25H104V26H107V31H109V32H107V41L106 42H108V43H104L105 44V48H104V50L105 51H108L107 53H108V56H107V60L106 61H110V60H112L113 59V61L114 60H119V63H117V67H118V72H117V75H118V73L120 74V72H121V76L123 77V75H125L126 76V72L124 71V73H122L123 71L120 69V67L119 66H122V65H125V66H128L127 68L129 69V70H131L132 71V74H127L128 75V77H130V78H133L134 79V81H139L141 84H142V82H144V81H146V82H150V83H154L153 85L154 86H156V89L157 88H160L159 90H165V91H167V90H170V92L171 93H173L172 92V89H169V88H167V87H169L170 86V88L172 87L171 85H173V87H175V88H173L174 90H175V92L176 91H178L177 89H179L181 86V83L183 84L184 83V81L186 80H188L187 81V84H186V86H190V88H191V93H192V89H193V87L192 86H195L196 84L197 85H200L199 83L200 82H203V84H204V82H206V81H220L223 77L225 78V77H227V78H231L232 80H234V82L237 80L236 78H238V81H241V79L239 80V78H243L242 79V81L244 80L245 81V79H246V81H247V83H249L248 81L249 80H252V79H263L264 78V0H207V2L205 1V0H105ZM57 5V4H56ZM117 6V7H116ZM114 8H115V10L116 11H118L117 12V14L114 12ZM3 9V10H2ZM45 12V13H44ZM52 12V13H53ZM1 13V12H0ZM4 13V14H3ZM1 15H3V17L1 16V19H0V21H2V22H0L1 23V27H2V24H4L3 22H5L4 20H3V18L5 19V12H3ZM51 13V14H52ZM57 13V12H56ZM10 14V13H9ZM50 14V15H51ZM52 15V16H53ZM103 15H104V13H103ZM105 15H104V17H105ZM44 16V17H43ZM216 16V17H215ZM6 17H8V14H7V16ZM44 18V19H43ZM9 19H11L10 18V16H9ZM30 19H33L34 21V23L32 22V20H30ZM50 19H52L53 21H50ZM56 19H58V18H56ZM104 19V18H103ZM31 21V24H29V22L28 21ZM44 20V21H43ZM36 21H39V22H44V26H39L38 24H39V22H36ZM6 22H8V19H6ZM5 22V23H6ZM50 22V23H49ZM52 22H55V23H52ZM9 23H10V21L8 22V25H9ZM52 24V25H51ZM53 24H54V26H53ZM10 25H11V23H10ZM10 25H9V27L8 28H10ZM15 25V26H16ZM32 25V26H31ZM6 27H7V25H5ZM18 26H16V27H18ZM24 26H26V28L24 27ZM37 26H39L40 27V29L37 27ZM65 26V25H64ZM5 28V27H4ZM38 28V29H37ZM18 29V30H19ZM26 29V30H27ZM64 29H65V27H64ZM2 31V30H1ZM5 30H3V32H4ZM28 31V30H27ZM66 31V30H65ZM8 32V31H7ZM69 32V31H68ZM5 33V32H4ZM4 33H3V35L1 34V32H0V34L2 35V36H4V37H6L5 35H4ZM9 34V37H10V35H12V34H10V32H8ZM15 33L13 32V35H12V37H10L11 39L14 37V36H16V35H14ZM61 34H62V31H61ZM6 35H7V33H6ZM20 35V34H19ZM17 37V36H16ZM16 37H14V38H16ZM28 37V36H27ZM36 37H38V38H36ZM69 37V38H68ZM7 38V37H6ZM13 38V39H14ZM18 38V37H17ZM21 38H23V36L21 35ZM35 38H36V40H35ZM61 38V37H60ZM73 38V37H72ZM5 39V38H4ZM3 39V40H4ZM23 39V40H24ZM78 39V38H77ZM76 39V40H77ZM16 40V39H15ZM14 40V41H15ZM30 40H33V41H35V42H32V41H30ZM12 41V40H11ZM17 42L19 41V42H23V41H20V40H16ZM25 41V40H24ZM64 41V40H63ZM33 44H32V43ZM59 42V43H58ZM89 42V41H88ZM1 44H2V41L0 42ZM8 43V42H7ZM12 43H13V41H12ZM30 43H31V45H30ZM64 43H65V41H64ZM82 43V42H81ZM0 44V45H1ZM10 44H11V42H10ZM16 44H18V43H16ZM29 44V45H28ZM95 44V43H94ZM108 44H109V46H108ZM29 46V47H33L32 45H34V47H35V49L33 50V49H31V48H29V47H27V46ZM9 46H12V44L11 45H9ZM8 45H7V47H6V49H5V51H3V55L1 54V56L0 57H2V56H4V52H9V51H11V49H10V47H9ZM107 46H108V48H107ZM14 47V48H15ZM11 48H13V47H11ZM12 49V51L13 50H15V49ZM21 48V49H20ZM18 48H16V50L14 51V52H17L18 50H17ZM93 49V48H92ZM101 49H103V48H101ZM100 49V50H101ZM95 50V49H94ZM31 51V53H29ZM97 51V50H96ZM36 52V53H37ZM103 52V55L106 53V52H104V51H102ZM1 53V52H0ZM13 53V52H12ZM11 53V54H12ZM48 53H50V55L48 54ZM85 53V54H84ZM10 54V53H9ZM17 54V53H16ZM19 54V53H18ZM38 54H35V56L37 57V55ZM42 54L41 55H39V57L41 56L42 57ZM33 55V54H32ZM47 55L48 56H50L51 57V61H50V59H49V57H47ZM13 56V55H12ZM12 56L11 57H9V56H7L8 58H12ZM15 56V55H14ZM13 56V57H14ZM34 56V55H33ZM44 56V55H43ZM38 57V58H39ZM4 58H6V55H5V57ZM7 58V59H8ZM15 58V57H14ZM17 58V57H16ZM35 58V57H34ZM1 59V58H0ZM5 60V59H4ZM17 60V59H16ZM9 61V60H8ZM19 61V60H18ZM27 61V62H28ZM39 61V60H38ZM42 61V62H41ZM46 61V60H45ZM112 61V62H113ZM120 61H121V63H120ZM10 62V64H12L13 62L12 61H9ZM9 62H7V64H9ZM12 62V63H11ZM22 62V61H21ZM39 62H41V65L40 66H42V64H43V60H40ZM104 62V61H103ZM112 62H110L109 64H111ZM4 63H6L5 61H2V60H0V66L2 65V64H4ZM38 63V62H37ZM7 64H6V66H7ZM9 64V65H10ZM25 64V63H24ZM31 64H33V63H31ZM44 64H45V62H44ZM108 64V63H107ZM106 64V65H107ZM113 64H115V63H113ZM119 64V65H118ZM121 64V65H120ZM5 65V64H4ZM18 65V64H17ZM17 65H15L14 66V63H13V68H15ZM48 65V64H47ZM47 65L46 66H44L43 65V68H45V67H47ZM53 65H51V64H49V66H51V67H54L55 68V66H53ZM113 66V65H112ZM2 67H4V71H5V66H2ZM2 67H0V69L2 68ZM10 67H11V65H10ZM19 68L21 67L20 65L18 66ZM22 67V68H23ZM7 68V67H6ZM12 68V67H11ZM11 68L9 69V68H7L10 72H11ZM17 68V67H16ZM26 68V69H25ZM42 68V69H43ZM53 68V70H55ZM57 68H59V72H64V75L62 74V76H60L59 74H57L56 72L58 71L57 70ZM125 69V68H123L124 70H128V69ZM46 69V68H45ZM47 69V70H48ZM2 70V69H1ZM7 70V71H8ZM34 71H36V72H34ZM120 71V72H119ZM2 72V71H1ZM5 73H7V72H5ZM35 73H36V75H35ZM81 73L83 74V75H86V77H84V76H80V79H78L79 78V75H81ZM9 74V73H8ZM1 75V74H0ZM59 75V76H58ZM77 75H78V78H77ZM92 75L93 76H96L95 78H93V80H92ZM107 75H109V76H107ZM2 76V78L0 77V79H3V76H4V73L1 75ZM49 76H46V77H48L49 78ZM119 76V75H118ZM29 77V80H28V83H27V78ZM109 77V78H108ZM6 78V74H5V76H4V79ZM8 78V77H7ZM3 79V80H4ZM9 79V78H8ZM12 79L10 80V81H8V83L7 84H9V85H11L10 83H12L13 81H12ZM24 79H26V81H24ZM236 79V80H235ZM3 80H1L0 82H4ZM96 80V83H94L93 81H95ZM132 80V79H131ZM12 81V82H11ZM196 81H199L198 83L196 82ZM21 82V83H22ZM31 82H32V84H31ZM111 82H113V79L111 80ZM130 82V81H129ZM171 82V83H170ZM176 84H175V83ZM26 83H27V85H26ZM103 83L104 84H107L106 86H108V84H112V83H107V81L106 82H101V85H103ZM132 83V82H131ZM157 83V84H156ZM167 83H169L168 84V86H167ZM177 83H178V85H177ZM188 83H192L193 85L191 86L190 84H188ZM195 83V84H194ZM244 84H246L245 86H247V92L248 91H250L249 89H248V86H250L251 87V85L250 84H247L246 82H243ZM1 84V83H0ZM4 83H2V85H3ZM6 84V85H7ZM49 84V83H48ZM47 84V85H48ZM48 85V87H45L44 86V88H48L49 89V86H50V89L48 90V91H51V85ZM100 84V83H99ZM162 84H164V85H166L167 87V89L166 88H164L165 86L164 85H162ZM2 85L0 86L1 88H2ZM5 84H4V87L6 86ZM12 85L14 86V88H15V85L12 83ZM11 85V86H12ZM18 85V84H17ZM162 85V86H161ZM183 85H185V83L183 84ZM183 85H182V89L181 90H184V88H185V93H184V91L183 92H179V93H184L185 95H186V92H187V94L189 93V90H186V87L184 86V88H183ZM205 85V84H204ZM204 85H202L203 86V88L205 87ZM36 86H34V92L35 93H37V92H39L38 90H37V92L35 91L36 90V88H38V87H36ZM71 86V87H70ZM158 86V87H157ZM240 86H242V85H240ZM7 87V86H6ZM31 87H33V86H31ZM70 87V88H69ZM109 87H110V85H109ZM111 87H113L112 85H111ZM188 87H187V89H188ZM196 87V86H195ZM194 87V91H197L196 89H197V87L195 88ZM200 87H201V85H200ZM0 88V90H1V92L2 91H4L3 89H1ZM8 88V87H7ZM6 88V89H7ZM17 88V87H16ZM104 88H107V87H105V85H104ZM12 88H8V90H11ZM28 90H29V88H27ZM33 89H31V91L30 92H32V90ZM42 89H43V87H42ZM109 90H110V88H108ZM156 89H155V92H156ZM8 90H7V92L6 93H8ZM27 90V91H28ZM148 90H150V89H148ZM152 90H153V88H152ZM12 91V97H16L14 94H13V92H15V89H14V91H13V89L11 90ZM57 91V92H56ZM1 92H0V95H1ZM10 92V91H9ZM34 92H32V96H33V99H36L37 98V96H38V98L36 99V105L37 106H39L40 104H42V102L44 103V105L42 104V105H40L41 107L43 106V107H47L46 105H45V103H47L48 104V102L50 103V101H48V102H44V99H42V97L41 96H43V98L45 97V98H49L48 96H45V95H47L46 94V91H44L43 90V92H45V94L44 95H42L43 94V92L41 91V92H39V94L40 95H38V94H35ZM108 91H106V93H107ZM160 92H162V91H160ZM167 92H169V91H167ZM198 92H201V91H197V94L195 93L194 94V97H196L197 95H199V94H202V93H199L198 94ZM246 92V93H247ZM4 93H5V91H4ZM5 93V95H7ZM18 93V92H17ZM16 93V94H17ZM27 93V95H28V99H30V95H29V93L28 92H26ZM102 93H103V95H102ZM114 93V94H113ZM117 93H119V91L117 92ZM121 93V92H120ZM136 94H137V92H135ZM157 93V92H156ZM165 92L163 91V94H164ZM31 94V93H30ZM33 94H35L36 96H34ZM49 94V93H48ZM134 93H131V95H133ZM168 94V93H167ZM174 94V93H173ZM180 94V96H182ZM4 95V96H5ZM50 95V98L49 99H51V93L49 94ZM121 95V94H120ZM138 95V94H137ZM169 95V94H168ZM175 95H176V93H175ZM177 95H179V94H177ZM189 95V99L191 98V96H190V94H188ZM204 95V98H205V93L203 94ZM207 95H209V92H208V94ZM4 96H2V98L4 97ZM58 96H59V98H60V100H58ZM111 96V97H110ZM139 96V95H138ZM137 96V97H138ZM173 96V95H172ZM192 96H193V93H192ZM210 96V95H209ZM239 96V95H238ZM237 96V97H238ZM243 96V95H242ZM6 98H7V96H5ZM35 97V98H34ZM39 97H40V101H39ZM62 97H65V98H63L62 99ZM129 97H130V94H129ZM187 97V96H186ZM198 98L200 97V100L202 101H200V100H198V98L196 99L197 101H200V102H198L197 104H199V103H201V105H202V107H204V106H206V105H210V103H208V104H206V103H203V101L204 102H206L207 100V98H209V97H207L206 96V98H205V100H202V96H197ZM202 97V98H201ZM0 98H1V96H0ZM18 98V97H17ZM120 98H122V95H121V97ZM119 98V99H120ZM131 98H133L132 96H131ZM149 98V97H148ZM244 98V97H243ZM62 99V100H61ZM66 99L68 100V101H66ZM192 99H193V97H192ZM192 99H190V100H192ZM195 99H193V100H195ZM242 99V98H241ZM7 100H8V98H7ZM30 100H32V99H30ZM41 100H43V101H41ZM91 100H92V105H90L91 104ZM121 100V99H120ZM148 100H151V99H148ZM195 100V101H196ZM0 101H1V99H0ZM115 101H117V100H115ZM189 101V100H188ZM196 101V102H197ZM4 102V101H3ZM41 102V103H40ZM63 102H64V100H63ZM196 102H193V103H196ZM208 102H209V100H208ZM213 102V101H212ZM2 103V102H1ZM38 103H39V105H38ZM53 101L49 104L50 106L52 105H54L55 106V104L53 103ZM97 103H98V105H97ZM100 103V104H99ZM107 103H110V104H107ZM143 103V102H142ZM181 103H182V101H181ZM189 103H190V105H192L193 103L191 102V101H189ZM192 103V104H191ZM206 104V105H203V104ZM4 104V103H3ZM2 104V105H3ZM7 104H8V102H7ZM15 104H17L16 102H15ZM95 104H96V107H103V106H106V105H108V106H106L107 108H109V110L107 109L106 110V107L104 108H102L101 110H96V109H94V107H95ZM104 104V105H103ZM106 104V105H105ZM155 104V103H154ZM153 104V105H154ZM168 104V103H167ZM183 104V106H184V103H182ZM215 104H217V103H215ZM32 105H35V103L33 104H31L29 107L31 108V110H32V107H33V110L36 112V109H37V112H38V108H34V106H32ZM49 105H48V107H49ZM65 105V106H66ZM100 105H102V106H100ZM131 105V104H130ZM145 105V104H144ZM149 105V104H148ZM156 105H157V103H156ZM156 105L155 106H152L151 105V108H150V110L149 111H151V115L152 114H154L155 115V117H154V115H152L154 118H157V117H159V119L157 120V122H159V123H162L163 124V122L165 121V119L167 120V118H169V117H167V114L165 113V112H163L164 111V109L166 110L167 108H162V104H161V106H159L160 107V109L162 110V111H159L160 109H158V107H156ZM165 105H166V103H165ZM194 105V104H193ZM196 105V104H195ZM9 106V105H8ZM7 106V107H8ZM16 106V105H15ZM39 106V107H40ZM51 106V107H52ZM53 106V107H54ZM136 106V105H135ZM142 106V105H141ZM168 106H171L170 104H168ZM182 106V107H183ZM212 106V108H209V110H214L213 108L215 107H213V105H211ZM211 106H208V107H211ZM10 107V106H9ZM42 107V108H43ZM47 107V108H48ZM95 107V108H96ZM133 107H134V105H133ZM138 107H140V106H138ZM143 107H145V106H143ZM148 108L150 107V106H147ZM153 107H156L155 108V110H153L154 111V113L152 112V108ZM188 107V106H187ZM193 107V106H192ZM200 107V108H199ZM200 105H198V108L199 109H203ZM207 107V106H206ZM207 107V108H208ZM17 108V107H16ZM41 108V109H42ZM55 108H56V106H55ZM71 108V109H72ZM132 108V107H131ZM135 108V107H134ZM147 108V109H148ZM170 108V107H169ZM167 109V111L168 110H170V109ZM184 109L186 108L185 106L183 107ZM216 109L214 110L215 111V113H216V115L218 116V117H220V115H227L226 114V111H224V108H223V112L225 113V114H223V112L220 114V112L219 113H217L216 112V110L217 111H219L218 110V108L217 107H215ZM9 110H10V108H8ZM50 109V108H49ZM61 109V110H62ZM187 109V108H186ZM193 109L195 110V111H198V110H196L195 109V107L194 108H192V111H193ZM206 109V108H205ZM45 109H42L41 111L43 112ZM51 110V109H50ZM75 110H77L76 112H75ZM134 110V109H133ZM136 110V109H135ZM188 110V109H187ZM200 110V111H201ZM208 110V109H207ZM5 111V110H4ZM4 111H3V113H4ZM56 111H58V110H56ZM74 111V112H73ZM157 111H159V112H161V113H156ZM48 112V113H47ZM65 112V113H64ZM79 112V113H80ZM119 112V111H118ZM162 112L164 113V115H162ZM188 112L189 111H187V112H184V113H187V116H190V113H189V115H188ZM71 112L69 111V116H70V118L68 119V120H74V121H76L75 119H71V118H74V117H72V113L70 114ZM78 113V112H77ZM78 113V114H79ZM168 113V112H167ZM170 113V112H169ZM168 113V114H169ZM193 113V112H192ZM9 114V113H8ZM15 114V113H14ZM32 114H33V111H32ZM46 114H48L47 116H46ZM49 114H51V113H49V110L48 111H46V113H45V116L41 113V115H43L44 117H46L47 119H48V117H49V119H50V117H52L53 118V120H55V118L53 117V115L51 114V115H49ZM65 114V115H66ZM117 114H119V113H117ZM147 114V113H146ZM156 114L157 115H159V116H156ZM194 114V113H193ZM203 114V112L200 114V115H202ZM214 114V113H213ZM40 115V116H41ZM58 115H59V112H58ZM68 115V114H67ZM120 115V114H119ZM170 115V114H169ZM168 115V116H169ZM206 114H204V118L207 116H205ZM60 116V115H59ZM69 116H66L67 118L69 117ZM115 116V117H114ZM122 116V115H121ZM139 116V115H138ZM175 116H176V114H175ZM193 116V115H192ZM215 116V115H214ZM14 117H16V119L18 118V116H14ZM37 117V116H36ZM56 117V116H55ZM65 117V119H67ZM78 117H77V119H78ZM114 119H113V118ZM202 117V116H201ZM208 118L209 117H212V116H207ZM1 118V117H0ZM3 118V117H2ZM45 118V119H46ZM51 118V119H52ZM57 118V117H56ZM62 118V117H61ZM111 118V119H110ZM122 118V117H121ZM132 118V117H131ZM130 118V119H131ZM190 118H191V116H190ZM193 118V117H192ZM192 118H191V120H192ZM195 118V117H194ZM194 118H193V120H194ZM199 118V117H198ZM203 118V117H202ZM9 119V118H8ZM43 119V118H42ZM44 119V120H45ZM48 119V120H49ZM123 119V118H122ZM189 119V118H188ZM196 119V118H195ZM205 119H207V118H205ZM18 120V119H17ZM16 120V121H17ZM81 120V121H82ZM105 120H107L106 122H105ZM109 120V121H108ZM119 120H121V119H119ZM213 120H214V118H213ZM15 121V122H16ZM19 121V120H18ZM34 121H35V119H34ZM73 121V122H74ZM189 121V122H188ZM187 122L188 123H186L185 125V127H190L189 126V124L191 123V121L190 120H188ZM198 121V123L201 121V118H199V120H197ZM209 121H210V119H209ZM211 121H212V119H211ZM215 121V120H214ZM230 121V120H229ZM8 122V121H7ZM6 122V123H7ZM37 122V121H36ZM41 122V121H40ZM71 122V121H70ZM108 122V124L110 125V126H108V125H106V124H103V123H107ZM112 122H114V121H112ZM111 122V123H112ZM128 122V121H127ZM155 122H156V119H155ZM193 122V124H195V125H197V122L196 121H192ZM5 123V122H4ZM10 123H11V121H10ZM20 122H18V124H19ZM31 123H32V121H31ZM35 123V122H34ZM61 123H64V122H61ZM60 123V124H61ZM69 123V122H68ZM75 123V122H74ZM73 123V124H74ZM83 123H85L84 125L85 126H83L82 124ZM115 123V122H114ZM130 123H132V125L133 126H136V125H134V123H133V121L132 122H129L128 124H127V126H128V128L129 127H131V126H129L130 125ZM220 124H221V122H219ZM16 124H17V122H16ZM21 124V123H20ZM37 124V123H36ZM35 124V125H36ZM38 124H40V123H38ZM43 124V122L41 123V125ZM52 124V123H51ZM53 124H54V122H53ZM59 124V123H58ZM70 124V123H69ZM136 124H139V122L137 123L136 122ZM166 124V123H165ZM165 124H163V125H165ZM219 124V125H220ZM4 125V124H3ZM7 125V124H6ZM29 125V124H28ZM65 125V124H64ZM71 125V124H70ZM125 125V124H124ZM123 125V126H124ZM140 125H141V123H140ZM144 125V124H143ZM162 125V126H163ZM191 125V124H190ZM218 125V126H219ZM226 125V124H225ZM8 126H9V124H8ZM37 126V131H40L41 130V132L43 133V131H42V128L39 130V128L40 127H38V125H36ZM43 126V125H42ZM51 126V125H50ZM60 126V125H59ZM87 126H89V127H87ZM119 126V125H118ZM126 126V125H125ZM126 126V127H127ZM159 126V125H158ZM176 126V125H175ZM180 126V125H179ZM178 126V127H179ZM214 127L216 126V124H214L213 125ZM217 126V127H218ZM226 126H228V125H226ZM5 127V126H4ZM15 127V126H14ZM17 127H19V126H17ZM26 127V126H25ZM44 127V126H43ZM48 127V126H47ZM53 127V126H52ZM62 127V126H61ZM66 127V126H65ZM65 127H63V128H65ZM137 128H138V126H136ZM135 127V128H136ZM161 127V126H160ZM178 127L176 126V129H178ZM2 128V127H1ZM0 128V129H1ZM22 128V127H21ZM21 128H18V131H16V132H19V129H21ZM50 128V127H49ZM48 128V129H49ZM74 128V129H75ZM194 127L192 126V128H191V130L193 129ZM229 128V127H228ZM6 129V128H5ZM5 129H4V131H5ZM25 129V128H24ZM29 129V128H28ZM32 129V128H31ZM121 129V130H120ZM130 129H132V128H130ZM185 129H188V128H185ZM222 128H218V130H221ZM226 129V128H225ZM22 130H23V128H22ZM36 130V129H35ZM63 130V129H62ZM65 130V129H64ZM133 130V129H132ZM141 130V129H140ZM140 130L138 131V132H140ZM142 130H144L145 131V129H142ZM141 130V132L140 133H138L137 131H134V132H137V134L138 135H145V132L144 131H142ZM194 130H195V133H199L200 131H199V129L197 130L196 128H194ZM212 130V129H211ZM3 131V130H2ZM11 131V130H10ZM24 131V130H23ZM36 131V132H37ZM60 131V130H59ZM101 132V135L103 136H100V134H99V132ZM105 131V132H104ZM122 131V132H121ZM131 131V130H130ZM198 131V132H197ZM1 132V131H0ZM6 132V131H5ZM4 132V133H5ZM35 132V133H36ZM48 132V131H47ZM47 132L45 131L44 133H46L47 134ZM62 132H64V131H62ZM71 132V131H70ZM72 132H73V129H72ZM79 132V131H78ZM81 132V133H82ZM106 132H108V133H106ZM119 132H121V133H119ZM129 132V131H128ZM188 132V131H187ZM189 132L190 133H192V134H194L193 132L194 131H190L189 130ZM189 132H188V134H189ZM210 132V131H209ZM224 134H226V132L225 131H222ZM234 132V131H233ZM2 133L3 132H1V135H2ZM20 133H21V131H20ZM24 133H25V131H24ZM34 133V132H33ZM43 133V134H44ZM69 133V132H68ZM67 133V134H68ZM74 133H76L75 131H74ZM71 134V136H73L74 135V139H75V143H76V139L77 140H81V137H80V135L79 134ZM80 133V132H79ZM80 133V134H81ZM94 133V134H93ZM96 133H98L97 134V136H96ZM104 133H106V134H108V135H106V134H104ZM118 133V134H117ZM211 133V132H210ZM41 134V133H40ZM46 134H44L46 137H48V136H50V130H49V135H46ZM52 134V133H51ZM61 134H63V133H61ZM70 134V133H69ZM117 134V135H116ZM137 134H135V135H137ZM152 134V133H151ZM187 134V135H188ZM76 135L78 136V137H80V138H77L76 137ZM84 133H83V137H82V139L84 138ZM85 135V136H86ZM94 135V136H93ZM104 135H106L105 137H104ZM110 135V136H109ZM130 135V134H129ZM128 135V136H129ZM134 135V134H133ZM137 135V136H138ZM185 135V134H184ZM213 135V134H212ZM211 135V138H214L215 139V137H213ZM11 136V135H10ZM9 136V137H10ZM20 136V135H19ZM27 136V135H26ZM26 136H21V138L23 139L24 138V140L23 141H25V137ZM36 136H38V133L36 134ZM41 136V135H40ZM51 136H53V135H51ZM51 136L50 137H48V138H51ZM65 136V135H64ZM110 138H109V137ZM117 136H119L120 137V139H118L119 137H117ZM207 136H209V134H207ZM224 136V135H223ZM228 135H226L225 137H227ZM46 137H45V139H46ZM53 137H55V136H53ZM68 138L70 137V136H67ZM86 137H89L88 135L86 136ZM86 137H85V139H86ZM127 137V136H126ZM133 137V136H132ZM143 137V136H142ZM176 137V136H175ZM175 137H174V139H175ZM182 138H183V136H181ZM181 137H179V138H181ZM191 137H194L193 135L191 136ZM225 137H223L222 139H224ZM2 139H3V136L1 137ZM21 138L19 137L18 138V140L20 139L21 140ZM27 138V137H26ZM65 138V137H64ZM135 138H136V136H135ZM189 138V137H188ZM209 138V137H208ZM45 139H44V141H45ZM52 139V138H51ZM55 139H56V137H55ZM85 139H83V140H85ZM105 139V140H106ZM130 139V138H129ZM132 139V138H131ZM139 139V138H138ZM140 139H141V137H140ZM172 139H173V137H172ZM183 139H185V138H183ZM190 139V138H189ZM213 139V140H214ZM7 140H9V139H7ZM12 140V139H11ZM14 141H15V139H13ZM12 140V141H13ZM19 140V141H20ZM60 140V139H59ZM65 140V139H64ZM64 140H62V141H64ZM73 139H71V141H72ZM79 140V143L81 142ZM88 140V138L85 140V141H87ZM95 140H97V138L95 139ZM104 140V141H105ZM113 140H111V142H113ZM122 140H124L125 141V138L124 139H122ZM180 140H182V139H180ZM186 140V139H185ZM212 140V139H211ZM227 140V139H226ZM229 140V139H228ZM4 141V140H3ZM36 141H37V139H36ZM61 141V142H62ZM101 141V140H100ZM106 141H108V140H106ZM129 141V140H128ZM127 141V142H128ZM133 141V140H132ZM219 141V140H218ZM222 141H224V140H222ZM222 141H219V142H222ZM10 142V141H9ZM8 142V143H9ZM51 142V141H50ZM55 142V141H54ZM74 142V141H73ZM95 142H97V141H95ZM114 142V143H115ZM187 143L188 142H190V141H186ZM196 142V141H195ZM212 142V141H211ZM211 142H208V144L209 143H211ZM216 141H214V143H215ZM218 142V143H219ZM15 143V142H14ZM41 143H42V141H41ZM58 143V140L55 142V143H48V146H46V144L47 143H45V146H46V148L47 147H53V148H51V150L50 151H52L53 149H54V145L52 146V144H55V148L56 147H58V146H60L59 145V143ZM66 143V142H65ZM69 143V142H68ZM74 143V144H75ZM85 145H84V144ZM87 143H90L89 142V140H88V142ZM99 143V142H98ZM98 143H97V145L95 146V144L94 143H91V144H93V148L94 149H98ZM121 143H124V142H121ZM133 143V142H132ZM140 143V142H139ZM193 143V142H192ZM213 143V142H212ZM223 144L225 143V142H222ZM227 143H229V142H227ZM226 143V144H227ZM6 144V143H5ZM16 144V143H15ZM15 144L13 145L14 147H15ZM20 144H22V142H20ZM44 144V143H43ZM74 144L72 145V146H74ZM82 144H83V148H82ZM104 144H106L105 142H104ZM109 144V143H108ZM107 144V145H108ZM116 144V143H115ZM129 144V143H128ZM142 144H144V143H142ZM189 144V147L191 148V146H194L195 144H193V145H190L191 143H188ZM200 144V143H199ZM223 144H218V145H223ZM23 145H25V144H23ZM31 145H33V144H31ZM30 145V146H31ZM51 145V146H50ZM56 145H58V146H56ZM77 144H75V146H76ZM137 145H138V143H137ZM232 145V144H231ZM4 145H2V147H3ZM7 146V145H6ZM30 146H26L27 148L28 147H30ZM63 146V145H62ZM84 146H86V147H84ZM96 148H95V147ZM110 145H108L107 147V149L109 150L110 148H111V150H109L108 151V153H111V151H112V148L113 147H109ZM144 146V145H143ZM164 146H165V144H164ZM164 146H162V148H164ZM185 146H187V145H185ZM200 147H201V145H199ZM211 146H213V144H211ZM210 146V147H211ZM215 146V145H214ZM213 146V150H215L214 148H216V146L214 147ZM224 146V145H223ZM11 147H12V145H11ZM61 147V146H60ZM80 147H81V149H80ZM119 147V146H118ZM116 147V148H113L114 149V155H115V152H116V155H118V157L119 158H121L122 157V155L121 156H119V153H121L122 154V151L121 152H118V150L117 149H119L120 150V148L121 147ZM138 147V146H137ZM142 147V146H141ZM175 147V146H174ZM209 147V151H210V148ZM220 147V146H219ZM1 148V147H0ZM9 148V147H8ZM26 148V149H27ZM63 148V147H62ZM78 148V152L81 154V158H83L85 161L86 160H88L89 159V156H90V158L91 157H94V156H92V155H95V150H94V154H90V148L93 150V148H92V145H91V147L89 146V148H88V144L86 145V143L83 141V142H81V144H79V146L77 147L76 146V148L75 149H77ZM84 148H87L88 149V152H89V154H88V157H82V155L84 154V156H87V154H85V150H83L82 151V149H84ZM143 148V147H142ZM141 148V149H142ZM166 148H169V149H166ZM166 152H164L165 154H169L168 156H170V154L172 155V153H169V152H171V151H173V149L171 150V148H172V146H171V148L170 147H168V146H166ZM177 148V147H176ZM207 148V147H206ZM228 148V147H227ZM7 149V148H6ZM13 149V148H12ZM24 149V148H23ZM34 149V148H33ZM47 149H49V148H47ZM57 150L56 151H59L60 149H58V148H56ZM80 149V150H79ZM96 149V150H97ZM100 149H102V148H100ZM107 149L106 150H104V149H102L103 151H107ZM115 149H116V151H115ZM191 149H193V147L191 148ZM190 149V150H191ZM197 150L199 149L198 147L196 148ZM195 149V152H196V157H198V153H200L201 154V156L203 157V156H206V159H207V157H209V156H207V155H210L211 154V152L209 153V154H207V152L205 151L204 153L200 150V152H199V150H198V152H197V150ZM200 149H202L203 150V148L201 147ZM205 149V148H204ZM219 149V148H218ZM221 149V148H220ZM28 150V149H27ZM46 150V149H45ZM55 150V149H54ZM63 150H65L64 148H63ZM133 150V149H132ZM137 150H139V149H137ZM136 150V154H135V152H134V150H133V152H134V155H136V156H138L139 154V152H140V154H141V151H137ZM143 150H145L144 148H143ZM171 150V151H170ZM186 150V149H185ZM190 150H188V152L190 151ZM207 150H208V148H207ZM217 150V149H216ZM225 150V149H224ZM223 150V151H224ZM50 151H48L47 152V154L48 155H51V152ZM98 152H99V149L97 150ZM161 151V150H160ZM163 151V150H162ZM162 151H161V153H162ZM165 151V150H164ZM168 151V152H167ZM174 151H176L175 149H174ZM191 151H193V152H191ZM190 151V155H191V153H192V155H193V153H194V150H191ZM204 151V150H203ZM219 151V150H218ZM223 151H221L222 152V154L224 153ZM1 152V151H0ZM4 152V151H3ZM13 152V151H12ZM28 152H30L29 150H28ZM28 152H27V154H28ZM53 153V158H54V161H55V158L57 157L56 155H55V151H52ZM66 152H67V150H66ZM83 152V153H82ZM97 152V155H99L100 153H101V151H100V153H98ZM129 152V151H128ZM138 152V153H137ZM177 152V151H176ZM183 153V151H180V153ZM202 152V153H201ZM220 152V151H219ZM5 153H7V152H5ZM8 153H10V152H8ZM7 153V154H8ZM18 153V152H17ZM31 153V152H30ZM33 153V152H32ZM61 153V152H60ZM111 153V154H112ZM118 153V154H117ZM130 153V152H129ZM132 153V152H131ZM160 153V152H159ZM179 152H177V155L178 154H180ZM181 153V154H182ZM79 154V155H80ZM110 154V155H111ZM113 154L110 156V155H108V156H110V157H114L113 156ZM126 154H128V153H126ZM133 154V153H132ZM132 154H128L127 156H129V155H132ZM163 154V153H162ZM175 154V153H174ZM195 154V153H194ZM11 155V154H10ZM13 155V154H12ZM16 155V154H15ZM18 155V154H17ZM32 155V154H31ZM59 155V154H58ZM97 155H95V157L93 158V160H95L96 161V159L98 160V162H99V157H100V159H103V160H105V158H102L104 155H106L105 157H107V153L105 154V152H103V154H100V156H98L97 157ZM116 155H115V157H116ZM167 155H165L166 157L165 158H167V159H169L168 157H167ZM192 155L191 156H188V157H186V159H185V157H182L183 155H178V156H180V157H182V161H181V158L180 157H177L178 159L180 158V160H178V162H177V164L179 163V161H181L180 163H181V165H180V163H179V166H183V168H184V166L187 164L188 165V163H189V165H192V164H194V162H196L197 163V161L195 160V159H193V158H191L192 157ZM66 156H68V155H66ZM133 156V155H132ZM141 156V155H140ZM212 156H214V155H212ZM212 156H210V157H212ZM221 156V155H220ZM224 156H226V154L224 155ZM223 156V157H224ZM229 157H230V159H232V154H230V155H228ZM2 157V156H1ZM114 157V158H115ZM133 157H135V156H133ZM132 157V158H133ZM163 157V156H162ZM194 158H196L195 157V155L193 156ZM209 157V158H210ZM215 157V156H214ZM214 157H213V159H214ZM3 158V157H2ZM18 158H20V156H18L17 157V161H18ZM50 158H51V156H50ZM61 158V157H60ZM63 158H64V156H63ZM88 158V159H87ZM129 158V157H128ZM131 158V159H132ZM187 158H190V159H187ZM221 158H222V156H221ZM225 158H227V156L225 157ZM12 159V158H11ZM22 159V158H21ZM64 159H66V160H68V162L69 161H71L70 159H68V158H64ZM130 159V158H129ZM134 159V158H133ZM132 159V160H133ZM137 159V158H136ZM160 159H161V157H160ZM184 159V160H183ZM195 160L194 162H192V164L190 163L191 161H189L188 163L186 162V164H185V161H188V160ZM197 160H198V162H199V159L198 158H196ZM205 158L203 157V160H204ZM205 159V160H206ZM211 159V158H210ZM215 159H216V157H215ZM214 159V161H215V164L217 163V164H220V162H219V160H220V158H219V160L217 161V159H218V157H217V159L215 160ZM224 159V158H223ZM28 160V159H27ZM50 161H52L51 159H49ZM58 161H59V159H57ZM66 160H60L61 162H65L66 164H63V167H64V165H65V169H62L63 167L61 166V163H58L61 167V169L63 170V171H65L66 170V167L67 168H69L68 167V162L66 161ZM83 160V161H84ZM90 160H92V159H90ZM103 160H101L102 162H104L105 163V161H103ZM108 160H110V159H108ZM116 160V159H115ZM131 160V161H132ZM161 160H164V159H161ZM192 160V161H193ZM204 160V161H205ZM212 160V159H211ZM7 161H8V159H7ZM26 161V160H25ZM53 161V162H54ZM89 161V160H88ZM88 161H86V162H88ZM100 161V162H101ZM111 161V160H110ZM134 161V160H133ZM138 161V160H137ZM136 161V162H137ZM176 161V160H175ZM184 161V162H183ZM217 161V162H216ZM225 161H228V159L227 160H225ZM232 161H234V159L232 160ZM4 162V161H3ZM53 162H51V163H53ZM93 162V163H92ZM92 162H88V164H90L91 165V167L93 166L92 164H94V161H92ZM108 162L109 161H106V164H108ZM113 162V161H112ZM120 162V161H119ZM123 162H125V161H123ZM122 162V163H123ZM127 162V161H126ZM142 162V161H141ZM160 162V161H159ZM209 162V161H208ZM212 162V161H211ZM210 162V163H211ZM221 162H222V160H221ZM1 163V162H0ZM12 163V162H11ZM17 164H18V162H16ZM32 163V162H31ZM92 163V164H91ZM97 163V162H96ZM95 163V164H96ZM110 163V162H109ZM133 163V162H132ZM138 163V162H137ZM182 163L184 164V165H182ZM200 163H201V161L199 162V166H200ZM227 163H229V162H227ZM226 163V164H227ZM234 163V162H233ZM232 163V164H233ZM4 164H5V162H4ZM21 164V165H20ZM19 165L20 166H22V164H23V162L22 163H20ZM25 164V163H24ZM23 164V165H24ZM36 164V163H35ZM58 164H56L57 166H58ZM86 164V163H85ZM110 164H114V163H110ZM138 164H140V163H138ZM165 164V163H164ZM204 164V163H203ZM215 164H212V165H214V168H215ZM231 164V163H230ZM13 165V164H12ZM11 165V166H12ZM53 165H54V163H53ZM72 166H74L73 164H71ZM210 165V164H209ZM17 166V165H16ZM15 166V167H16ZM19 166V167H20ZM25 166V165H24ZM87 166V165H86ZM97 166V165H96ZM95 166V168H96V170H97V168L99 169V168H102V170H104V167H101L102 166V163H100V164H98V166L96 167ZM103 166H105V164L103 165ZM113 166V165H112ZM118 165H114V167L112 168L114 171V176H112L111 174H113V173H110V176H109V174H108V172L106 173V171L105 170H107V168L104 170V171H101V172H104L105 173V175L106 174H108V176L110 177L109 178V180L113 177V179H114V182L112 181V180H110L109 182H113V183H109L110 185H109V187H110V189L107 187V186H105V187H107L108 188V190L109 191H106L107 190V188H106V190L105 189H103V188H105V187H103V188H100L101 190L100 191H102L101 193H99V194H102L104 191H106V193L108 192V195H112L113 194V192H114V194H115V192L117 191L118 193H119V191L120 190H117L118 188L120 189V187H119V182H122V180L121 181H119L118 183H116L115 182V178H116V176L120 173L121 174V172H119V173H117V175H116V172H118V171H121L122 170V166H124V165H122L121 166V168H120V165H119V167H117ZM131 166V165H130ZM193 166V165H192ZM208 166V165H207ZM217 166H220V165H217ZM222 166H223V162H222ZM4 167H6V166H4ZM9 167V166H8ZM13 167V166H12ZM11 167V168H12ZM18 167V166H17ZM87 167H89V168H85L84 170H88V169H90L91 167L90 166H87ZM107 167H108V169H110L111 170V166H109V165H107ZM126 168H128L127 166H125ZM140 167V166H139ZM165 167V166H164ZM209 167V166H208ZM22 168H23V166H22ZM35 168H36V166H35ZM60 168H59V170H60ZM74 168H76V166L74 167ZM94 168V167H93ZM93 168H91L90 170L96 175V177L94 178L92 175H94L92 172H90L91 173V175H90V173H89V175L91 176H88V174H87V176L88 177H90L89 178V180L90 179H95V183L96 184H93L94 185V187L95 186H97V184L99 185V187H100V181H102V184L103 185H105V184H107L108 185V183L107 182H105L106 181V178H108V177H106L105 175H101V176H103L104 177V182H103V178L100 176V181L98 182V179L97 178H99V176L98 175H100L99 173L100 172H98V173H95L94 172V169ZM115 168H117V169H115ZM118 168H119V170H118ZM162 168V167H161ZM160 168V169H161ZM194 168V167H193ZM198 168V167H197ZM199 168H201V167H199ZM203 168V167H202ZM211 168H213V167H211ZM216 168H218V167H216ZM1 169V168H0ZM20 169H21V167H20ZM24 169V168H23ZM33 169V167L31 168V170ZM55 169V170H54ZM70 169V168H69ZM93 169V170H92ZM129 169V168H128ZM136 169V168H135ZM142 169V168H141ZM206 169V168H205ZM10 170V169H9ZM40 170V169H39ZM51 170H53L54 171V173L55 172H58L57 170V168L55 167V168H51ZM50 170V171H51ZM74 170V169H73ZM77 170H78V168H77ZM126 170V169H125ZM139 170V169H138ZM211 171H212V169H210ZM219 170H221V169H219ZM222 170H224L223 169V167H222ZM227 170H230V169H227ZM226 169H225V171H227ZM2 171H3V169H2ZM13 171H17V170H13ZM63 171L61 172V171H59L60 172V174L62 173L63 174ZM67 171H71V169L70 170H66V172ZM83 171V170H82ZM116 171V172H115ZM199 171V170H198ZM197 171V172H198ZM207 171H208V169H207ZM211 171H208V173L211 175V177H213V176H216V175H214V174H217V173H214L213 174V176H212V174L210 173ZM213 171H216V170H213ZM8 172V171H7ZM25 172V171H24ZM27 172H28V170H27ZM41 172V171H40ZM74 172V171H73ZM80 172V173H79ZM78 173L79 174H81V171H79ZM89 172V171H88ZM88 172H86V173H88ZM132 172V171H131ZM229 172V171H228ZM227 172V173H228ZM68 173V172H67ZM75 173H76V170H75ZM130 172H128V174H129ZM224 173V172H223ZM226 173V172H225ZM230 173L231 172H229L228 173V175H230ZM233 173V172H232ZM10 174V173H9ZM25 174V173H24ZM27 174V173H26ZM43 174V173H42ZM59 174V173H58ZM59 174V176H61ZM65 174V173H64ZM102 174V173H101ZM119 174V176H121ZM200 174V173H199ZM22 175V174H21ZM20 175V176H21ZM45 175V174H44ZM94 175V176H95ZM124 175H125V173H124ZM130 175V174H129ZM132 175V174H131ZM140 175V174H139ZM218 175V174H217ZM227 175V176H228ZM16 176V175H15ZM14 176V177H15ZM33 176H34V174H33ZM36 176V175H35ZM39 176V175H38ZM46 176V175H45ZM65 176H67L66 174H65ZM74 176V178H72L71 176V178L72 179H74L75 180V178L77 177V175H73ZM81 176V175H80ZM98 176V177H97ZM118 176V177H119ZM220 176V175H219ZM17 177V176H16ZM23 177V176H22ZM52 177V176H51ZM117 177V180L119 179ZM126 177V176H125ZM128 177V176H127ZM217 177V176H216ZM228 177H230V176H228ZM13 178V177H12ZM35 178V177H34ZM38 178V177H37ZM44 178V177H43ZM71 178H69V176H68V180H66L63 184L66 186V184L65 183H67L68 181H70L71 182ZM78 179L77 180H72L73 182H71V184H69L70 182H68V188H70L69 186H75V184H73V183H79L78 181H80V177H77ZM81 178H82V176H81ZM121 178V177H120ZM8 179H11V178H8ZM7 179V180H8ZM18 179V178H17ZM25 179H27V178H25ZM45 179V178H44ZM43 179V180H44ZM63 179V178H62ZM66 179H67V177H66ZM69 179H71V180H69ZM96 179H97V181H96ZM122 179V178H121ZM127 179V178H126ZM125 179V180H126ZM129 179H131V178H129ZM212 179H214V180H216L215 179V177L214 178H212ZM13 180V179H12ZM15 180H16V178H15ZM19 180V179H18ZM24 180V179H23ZM22 179H21V181H23ZM42 180V179H41ZM124 180V179H123ZM137 180H138V177H137ZM4 181V180H3ZM9 181H11V180H9ZM14 181V180H13ZM26 181V180H25ZM24 181V182H25ZM30 182H31V179L29 180ZM46 181V180H45ZM108 181V180H107ZM131 181V180H130ZM134 181V180H133ZM1 182V181H0ZM12 182V181H11ZM16 182H17V180H16ZM40 182V181H39ZM42 182H44V181H42ZM47 182V181H46ZM48 182H50V180L48 179ZM80 182H82V181H80ZM124 182V181H123ZM126 182V181H125ZM132 182V181H131ZM137 182V181H136ZM139 182V181H138ZM4 183V182H3ZM2 183V184H3ZM21 183V182H20ZM23 183V182H22ZM114 183L116 184V185H118L117 187L118 188H116V187H114ZM8 184H10V182H8ZM27 185L29 184V182L27 181V183H26ZM42 185H43V183H41ZM41 184H40V186H41ZM51 183H49V185H50ZM83 184H85V183H83ZM83 184H81L82 185V187H80L81 185H78L77 186V184H76V187H78V189H80V192H81V190L83 191L84 190V188L83 187H87V186H85V185H83ZM101 184V185H102ZM112 184H113V186H112ZM7 184H5V186H6ZM17 185V184H16ZM47 185V184H46ZM115 185V186H116ZM136 185V184H135ZM187 185V184H186ZM11 186V185H10ZM12 186H14L13 184H12ZM18 186V185H17ZM182 186V185H181ZM180 185H178V188L179 189H177V190H179L178 192H180L181 190H184V192H185V189H183L182 187H181ZM188 186V185H187ZM4 187V185L2 186V187H0L1 188V190H2V188ZM8 187V186H7ZM16 187V186H15ZM26 187V186H25ZM45 187H47V188H45ZM44 188L47 190V191H49V193H50V189L48 188V185L47 186H45ZM49 187H51V186H49ZM67 187V186H66ZM75 187V188H76ZM93 187V188H94ZM98 187V186H97ZM98 187V188H99ZM112 187H114L113 189H111ZM128 187V186H127ZM126 187V188H127ZM135 187V186H134ZM134 187H132L133 189H134ZM182 189H181V188ZM12 188V187H11ZM19 188V187H18ZM67 188V189H68ZM75 188H70V189H68L67 190V192L69 191V193H70V191H72V193L71 194H73V195H69L68 194V196H70L71 198H73L72 200L74 201V200H76V199H74L75 197L77 198L78 197V195L77 194H80V193H75ZM89 188V187H88ZM86 189V191L88 190H90V189ZM116 188V190H114ZM125 188V189H126ZM132 188L129 190V191H131L132 190ZM9 189V188H8ZM15 189H17V188H15ZM15 189H14V191H15ZM26 189V188H25ZM30 189V188H29ZM33 191H34V189L33 188H31ZM39 189V188H38ZM44 189V190H45ZM49 189V190H48ZM95 189V188H94ZM123 189V188H122ZM128 189H129V187H128ZM181 189V190H180ZM4 190V189H3ZM6 190V189H5ZM41 190V189H40ZM43 190V189H42ZM44 190H43V192H44ZM114 190V191H113ZM13 191V190H12ZM12 191H10V192H12ZM14 191H13V193H14ZM21 191V190H20ZM20 191H17V192H20ZM24 192H27L28 193V191H29V193H31L30 191L31 190H23ZM22 191V192H23ZM32 191V192H33ZM46 191V192H47ZM55 191V190H54ZM73 191H74V193H73ZM99 191V192H100ZM112 193H111V192ZM123 191V190H122ZM5 192V191H4ZM7 192H8V190H7ZM7 192H5L6 193V195L8 194ZM16 192V193H17ZM56 192V191H55ZM55 192H51L52 193V195H53V193H55ZM110 192V193H109ZM125 192V191H124ZM183 192V191H182ZM28 193V194H29ZM45 193V192H44ZM48 193V192H47ZM46 193V194H47ZM187 193H189V192H187ZM2 194H3V191H2ZM21 194H25V193H21ZM56 194V193H55ZM77 196H76V195ZM83 193H81V195H82ZM104 194V196H105V193H103ZM121 194H122V192H121ZM124 194V193H123ZM196 194V193H195ZM200 194V193H199ZM49 195V194H48ZM116 195V194H115ZM114 195V196H115ZM127 195V194H126ZM126 195H124V197L126 196ZM187 194H185V196H186ZM189 195V194H188ZM198 195V194H197ZM22 196V195H21ZM26 196V195H25ZM30 196H31V194H30ZM29 196V197H30ZM33 196V195H32ZM36 196V195H35ZM44 196H46V195H44ZM56 196V195H55ZM73 196H75V197H73ZM83 196V195H82ZM98 196V195H97ZM96 196V197H97ZM123 196V195H122ZM1 197V196H0ZM43 197V196H42ZM50 197H54V196H51L50 195ZM50 197H48V198H50ZM113 197V196H112ZM112 197L110 198V199H112ZM119 197V196H118ZM133 197V196H132ZM184 197V196H183ZM188 197H195V196H188ZM187 197V198H188ZM2 198V197H1ZM8 198V197H7ZM47 198V197H46ZM45 198V199H46ZM52 198L51 199H49V203L52 201ZM56 198V197H55ZM81 198V197H80ZM104 198V197H103ZM107 198H108V196L106 197V200H107ZM121 198H123V197H121ZM185 198V197H184ZM184 198H182V199H184ZM197 198V197H196ZM195 198V199H196ZM4 199V198H3ZM86 199V198H85ZM109 199V198H108ZM116 199V198H115ZM129 199V198H128ZM179 199H181V198H179ZM193 200H194V198H192ZM18 200V199H17ZM16 200V201H17ZM35 200V199H34ZM38 200V199H37ZM51 200V201H50ZM54 200V199H53ZM60 200V199H59ZM68 200V199H67ZM78 200V199H77ZM81 200H82V198H81ZM118 200H119V198H118ZM131 200V199H130ZM129 200V201H130ZM1 201V200H0ZM63 201V200H62ZM69 201H71V200H69ZM108 201H110V200H107V202ZM112 201V200H111ZM116 201V200H115ZM128 201V202H129ZM182 201V200H181ZM190 201V200H189ZM200 201V200H199ZM208 201V200H207ZM12 202V201H11ZM79 202H80V200H79ZM82 202H87V200L86 201H82ZM180 202V201H179ZM187 202V201H186ZM9 203V202H8ZM26 203V202H25ZM24 203V204H25ZM37 203V202H36ZM51 203H54L53 201L51 202ZM70 202H68V204H69ZM75 203V202H74ZM109 203V202H108ZM111 203V202H110ZM110 203H109V205H110ZM181 203V202H180ZM180 203H178L179 205H180ZM196 203V202H195ZM201 203V202H200ZM10 204V203H9ZM27 204V203H26ZM65 204V203H64ZM75 204H77V203H75ZM86 204V203H85ZM114 204V203H113ZM182 204V203H181ZM191 204L192 205H194L192 202H191ZM202 204V203H201ZM207 204V203H206ZM209 204V203H208ZM212 205H214V203H211ZM8 205V204H7ZM16 205H18V204H16ZM22 205V204H21ZM36 205V204H35ZM57 205H60V204H58L57 203ZM63 205V204H62ZM183 205V204H182ZM211 205V206H212ZM31 206V205H30ZM48 206H50V205H48ZM79 206V205H78ZM87 205H85V207H86ZM88 206H89V204H88ZM114 206H116L115 204H114ZM119 205H117L116 207H118ZM197 206V205H196ZM200 206V205H199ZM198 206V207H199ZM203 206V205H202ZM208 206H210V204L208 205ZM216 206V205H215ZM40 207H42V206H40ZM51 207V206H50ZM55 207V206H54ZM57 207V206H56ZM61 207H64V206H61ZM84 206H83V209L85 208ZM169 207V206H168ZM167 207V208H168ZM180 207V206H179ZM206 207V206H205ZM17 208H19V207H17ZM26 208H28V207H26ZM35 208V207H34ZM58 208H60V206H58ZM57 208V209H58ZM65 208V207H64ZM63 208V209H64ZM87 208V207H86ZM85 208V209H86ZM174 208V207H173ZM177 208V207H176ZM210 208V207H209ZM37 209H38V207H37ZM36 209V210H37ZM44 209H46V207L44 208ZM56 209V208H55ZM56 209V210H57ZM62 209V210H63ZM168 209H170V208H168ZM193 209H194V206H193ZM199 209V208H198ZM30 210V209H29ZM41 210H43V209H41ZM60 210V209H59ZM59 210H57V211H59ZM87 210H89L90 212H91V209H90V207H88V209H86V211ZM115 210V209H114ZM167 210V209H166ZM171 210V209H170ZM174 210V209H173ZM173 210H171V211H173ZM177 210H179V208H177ZM186 210H188V213H189V209H186L185 208V210L183 209V211H185V212H187ZM195 211H196V209H194ZM205 210H207V209H205ZM205 210H204V212H205ZM28 211V210H27ZM61 211V210H60ZM66 211V210H65ZM64 211V212H65ZM73 211V210H72ZM175 211H176V209H175ZM174 211V212H175ZM193 210L191 209V211H190V213L189 214H193V215H196V213L194 214L193 212H192ZM194 211V212H195ZM225 212L226 211H228V212H226V213H229V211H231V210H224ZM44 212V211H43ZM46 212V211H45ZM53 212H55V211H53ZM80 212V211H79ZM85 212V211H84ZM89 212V213H90ZM166 212V211H165ZM182 212V211H181ZM181 212H177V213H180V216H182L181 215ZM192 212V213H191ZM198 212H200V211H198ZM202 212H203V210H202ZM201 212V213H202ZM204 212H203V215H204ZM52 213V212H51ZM60 213V212H59ZM86 213V212H85ZM87 213H88V211H87ZM168 214L167 215H169L170 213H169V211L167 212ZM176 213V214H177ZM201 213H198V215L200 214L201 215ZM209 213V212H208ZM226 213H224V215L226 214ZM231 213V212H230ZM230 213L229 214H227L228 216H231L232 218L234 217L233 215H230ZM22 214H24V213H22ZM40 214V213H39ZM42 214V213H41ZM47 214H48V212H47ZM53 214V213H52ZM62 214V213H61ZM187 214V213H186ZM185 214V215H186ZM189 214H187L186 216H190ZM232 214V213H231ZM89 215V214H88ZM87 215V216H88ZM91 215V214H90ZM94 215V214H93ZM221 215H223V212H222V214ZM44 216H45V214H44ZM58 216H59V214H58ZM61 216V215H60ZM63 216V215H62ZM80 216H82V215H80ZM172 216V218L174 217V214L173 215H171ZM171 216H169V217H171ZM185 216V217H186ZM207 216V215H206ZM1 217V216H0ZM32 217V216H31ZM50 217V216H49ZM68 217V216H67ZM79 217V216H78ZM83 217V216H82ZM85 217V216H84ZM93 217V216H92ZM168 217V218H169ZM176 217V216H175ZM182 217H184V216H182ZM182 217H180V219L182 218ZM188 217H186V218H188ZM191 217V220L193 219H195L194 218V216H190ZM203 217V216H202ZM225 217V216H224ZM53 218H54V216H53ZM79 218H81V217H79ZM90 218V217H89ZM94 218V217H93ZM99 218V217H98ZM168 218H167V220H168ZM171 218V219H172ZM221 218V217H220ZM48 219V218H47ZM170 219V218H169ZM170 219V220H171ZM174 219V218H173ZM173 219L171 220L172 222H173ZM180 219H178V220H180ZM189 219V218H188ZM188 219H186V222H187V220ZM206 219V218H205ZM208 219H209V217H208ZM207 219V220H208ZM218 219V218H217ZM225 219H229V217H227L226 216V218ZM234 219V218H233ZM1 220V219H0ZM7 220V219H6ZM28 220V219H27ZM31 220V219H30ZM50 220V219H49ZM61 220H62V218H61ZM82 220V219H81ZM85 220V219H84ZM92 220V219H91ZM105 220V219H104ZM190 220V219H189ZM193 220H192V222H193ZM220 220V219H219ZM29 221V220H28ZM27 221V222H28ZM58 221V220H57ZM56 221V222H57ZM72 220H70V222H71ZM169 221V220H168ZM171 221H169L170 223H171ZM181 222V224H183L184 223V218L182 219V220H180ZM195 221H197V223H195L196 225H197V227H200L201 225V223L199 224L198 223V220H195ZM221 221V220H220ZM227 221V220H226ZM241 221V220H240ZM55 222V221H54ZM55 222V223H56ZM63 222H65V221H63ZM84 222V224H85V226H86V221H83ZM89 222V221H88ZM87 222V223H88ZM96 222V221H95ZM101 222V221H100ZM164 222H167V221H164ZM177 222V221H176ZM202 222V221H201ZM228 222V221H227ZM9 223V222H8ZM59 224H60V221L58 222ZM62 223V222H61ZM90 223V222H89ZM93 223V222H92ZM106 223V222H105ZM170 223H166L165 225H167V224H170ZM175 223V222H174ZM178 224V227H177V225H176V227H177V231H178V233H180L181 231H183V227H185L184 225H182L183 227H179L181 224H179V222H177ZM62 224H64V223H62ZM91 224V223H90ZM96 223H94V225H95ZM173 224V223H172ZM185 225H188L189 224V221L187 222V223H184ZM193 224H194V222H193ZM194 224V225H195ZM200 226H199V225ZM204 224V223H203ZM215 224H217V223H215ZM220 224V223H219ZM26 225V224H25ZM29 225V224H28ZM27 225V226H28ZM79 225V224H78ZM108 225V224H107ZM226 225V224H225ZM76 226V225H75ZM84 226V227H85ZM88 226H90V225H88ZM93 226V225H92ZM92 226L90 227L91 229H92ZM100 226V225H99ZM167 226H169V225H167ZM191 226H192V224H191ZM30 227V226H29ZM93 227H95V226H93ZM96 227L98 228V226H97V224H96ZM109 227V226H108ZM111 225H110V229H111ZM171 227H174V226H172L171 225ZM195 227V226H194ZM196 227V228H197ZM241 227V226H240ZM72 228V227H71ZM78 228H80V227H78ZM87 228V227H86ZM86 228H85V231H87L86 230ZM89 228V227H88ZM90 228H89V230H90ZM144 228V227H143ZM243 228V227H242ZM32 229V228H31ZM30 229V230H31ZM35 229V228H34ZM74 229V228H73ZM95 229V228H94ZM146 228H144V230H143V233L142 232H140L141 234H145L146 233V230H145ZM176 229V228H175ZM180 229H182L181 231H179ZM185 229V228H184ZM212 229V228H211ZM210 228H209V230H211ZM30 230H28V231H30ZM33 230V229H32ZM196 230V229H195ZM194 230V231H195ZM200 230H202V229H200ZM214 230V229H213ZM217 230H218V228H217ZM35 231V230H34ZM34 231H33V233H34ZM44 231V230H43ZM73 231V230H72ZM94 231H96V230H94ZM111 231V230H110ZM112 231H114V230H112ZM144 231H145V233H144ZM193 231V232H194ZM212 231V230H211ZM232 231V230H231ZM75 232H76V229H75ZM88 233H89V231H87ZM92 232V231H91ZM90 232V233H91ZM183 232H185V231H183ZM198 231L196 230V233H197ZM200 232V231H199ZM205 232V231H204ZM214 232V231H213ZM186 233V232H185ZM184 233V234H185ZM189 233H191L190 231H189ZM203 233V232H202ZM206 233V232H205ZM218 231L216 232V236H218ZM93 234V233H92ZM107 234H108V232H107ZM140 234V236L142 237V235ZM192 234V233H191ZM190 234V235H191ZM194 234V233H193ZM192 234V235H193ZM209 234H211V233H209ZM208 233H207V235H208V237H210V235H209ZM214 234V233H213ZM232 234H234V233H232ZM238 234V233H237ZM236 234V235H237ZM79 235V234H78ZM82 235V234H81ZM81 235H79V236H81ZM87 235V234H86ZM109 235V234H108ZM196 235V234H195ZM200 235H201V233H200ZM206 235V236H207ZM212 235V234H211ZM235 235V234H234ZM233 235V236H234ZM188 236V235H187ZM203 236V235H202ZM214 237H215V235H213ZM54 237V236H53ZM58 237H61V236H58ZM71 237V236H70ZM70 237H69V239H70ZM86 237V236H85ZM107 237V236H106ZM105 237V238H106ZM111 237H113V235L111 236ZM111 237H109V242H110V238ZM117 237V236H116ZM193 237V236H192ZM192 237H190L189 236V238L191 239ZM196 237H198V238H196ZM195 238H196V240L195 241H197L198 239H199V235H197ZM205 237V236H204ZM203 237V238H204ZM212 237V236H211ZM210 237V238H211ZM237 237V236H236ZM45 238V237H44ZM52 238V237H51ZM75 238H76V235H75ZM87 238V237H86ZM101 238V237H100ZM103 238V237H102ZM108 238V237H107ZM143 238H146V234H145V236L143 235ZM186 238V237H185ZM210 238H208L209 240H210ZM30 239V238H29ZM31 239H32V237H31ZM59 239V238H58ZM81 239H83V238H81ZM112 239V238H111ZM22 240H24V239H22ZM56 240V239H55ZM60 240V239H59ZM62 240V239H61ZM94 240V239H93ZM106 240V239H105ZM146 240V239H145ZM187 240H189L188 238L185 240L186 242H188ZM200 240V239H199ZM216 240V239H215ZM67 241V240H66ZM76 241V240H75ZM83 241H84V239H83ZM90 241V240H89ZM101 241V240H100ZM99 241V242H100ZM192 240H190V242H191ZM194 241V244H195V246H192V247H195L196 248V242ZM203 241V240H202ZM217 241V240H216ZM91 242L93 243V241L91 240ZM90 242V243H91ZM97 242V241H96ZM189 242V243H190ZM204 242V241H203ZM220 241H219V239H218V243H219ZM223 242V241H222ZM25 243V242H24ZM61 243H63V242H61ZM70 243V242H69ZM68 243V244H69ZM98 243V242H97ZM188 243V244H189ZM191 243H193V242H191ZM205 243V242H204ZM211 243V242H210ZM217 243V244H218ZM79 244V243H78ZM84 244V243H83ZM100 244V243H99ZM183 245H186V244H184V243H182ZM198 245L197 246H200V244L199 243H197ZM203 244V243H202ZM201 244V246H203ZM208 244V243H207ZM214 244V243H213ZM216 244V243H215ZM220 244H221V242H220ZM69 245H71V244H69ZM81 245H82V243H81ZM85 245V244H84ZM96 245V244H95ZM190 245V244H189ZM209 245V244H208ZM208 245H205L206 247L208 246ZM211 245V244H210ZM59 246V245H58ZM73 246H75V245H73ZM86 246V245H85ZM119 246V245H118ZM145 246H146V244H145ZM213 246V245H212ZM212 246H208L209 247V251H210V247H212ZM68 247H70V246H68ZM76 247H78V246H76ZM75 247V248H76ZM80 247V246H79ZM82 247V246H81ZM84 247V246H83ZM82 247V248H83ZM97 247V246H96ZM187 247H188V245H187ZM217 247V246H216ZM64 248V247H63ZM74 248V247H73ZM118 248H120V247H118ZM144 248V247H143ZM147 248V247H146ZM149 248V247H148ZM147 248V249H148ZM191 248V247H190ZM214 248V247H213ZM211 249V252H213L212 250H214V249ZM43 249V248H42ZM56 249V248H55ZM58 249V248H57ZM71 249H72V247H71ZM198 249H200L199 247L197 248V251H198ZM205 249H207V248H205ZM204 249V246H203V250H200V254L199 255H201V251H203L204 253H205V250ZM41 250V249H40ZM67 250V249H66ZM79 251V250H78ZM145 251H146V249H145ZM75 252H77V251H75ZM74 252V253H75ZM108 252V251H107ZM113 252V251H112ZM149 252V251H148ZM147 252V253H148ZM199 252V251H198ZM206 252H207V250H206ZM70 253V252H69ZM72 254H73V252H71ZM103 253V252H102ZM111 252H109V254H110ZM203 253V255H206V254H204ZM71 254V255H72ZM107 254V253H106ZM115 254V253H114ZM213 254H214V252H213ZM76 255V254H75ZM82 255V254H81ZM104 255V254H103ZM148 255V254H147ZM209 255V254H208ZM211 255H212V253H211ZM217 254L215 253V255H214V258H216V257H218L219 255H217ZM63 256H65V255H63ZM68 256V255H67ZM73 256V255H72ZM71 256V257H72ZM116 256V255H115ZM210 256V255H209ZM216 256V257H215ZM237 256H238V254H237ZM240 256V255H239ZM83 257V256H82ZM85 257H87V256H85ZM84 257V258H85ZM75 258V257H74ZM83 258V260H86L87 258H85L84 259ZM98 258V257H97ZM109 258V257H108ZM114 257H112L111 259H113ZM210 258H211V256H210ZM214 258H212V259H214ZM238 258H240V257H238ZM100 259V258H99ZM218 259V258H217ZM216 259V260H217ZM226 259V258H225ZM228 259V258H227ZM77 260V259H76ZM81 260V259H80ZM90 260V259H89ZM96 260H98V259H96ZM96 260H95V262H96ZM118 260V259H117ZM150 260V259H149ZM116 261V260H115ZM153 261V260H152ZM152 261L150 260V264H153L152 263ZM213 262H214V264H217V262H219V259H218V261L216 262L215 260H212ZM211 261V262H212ZM221 261H223V260H221ZM73 262V261H72ZM71 262V263H72ZM77 262H79V260H77ZM86 262V261H85ZM90 262V261H89ZM117 262V261H116ZM42 263V262H41ZM73 263H75V261L73 262ZM84 263V262H83ZM219 263H221V262H219ZM223 263V262H222ZM78 264H80V263H78ZM91 264V263H90ZM208 264H211V263H208ZM225 264V263H224Z\"/></svg>", "mask_w": 264, "mask_h": 264}]
</instances>
